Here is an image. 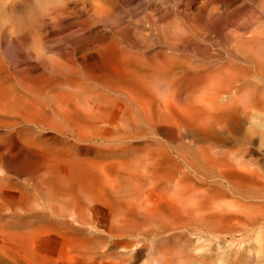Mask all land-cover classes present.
<instances>
[{
  "label": "rangeland",
  "instance_id": "374dc122",
  "mask_svg": "<svg viewBox=\"0 0 264 264\" xmlns=\"http://www.w3.org/2000/svg\"><path fill=\"white\" fill-rule=\"evenodd\" d=\"M11 1L12 2L10 4H6L5 7L8 6L7 9L11 10V8H9V7L10 6L12 7V5L14 4V6L12 7V11L11 12L14 11L15 5H17L16 9H17V7H18V9L17 10L15 9V11L13 13H11L10 10H9V13H7L8 10L5 8L4 10H7V12L4 11V15H8V16L11 15L10 18H12V14H13V18L12 19H15V20H17L16 19L17 17L21 18L22 16L25 17L24 15H26V18H24V19L21 18L23 22L20 19V20L17 21L18 23H16V24H17V26L23 25L24 21H26V19L28 18L27 19L28 21L26 22L27 24L25 23V25H26L25 27L26 28L24 29V30H28V28L29 29L32 28V27H30V24H32V23H33L32 25H37L38 26V23H37L38 18H37V16L41 15L39 17V19L42 18V14L45 12V10L43 12V10H41V9L42 8L44 9V7H42V6H44V4H45V6L46 5L49 6V12L50 13L47 10L48 6L46 7V13H49L50 16L48 15V17H52L54 21L56 19L55 17H57V19L59 20L61 14L63 16H65L64 18L66 20H68L67 19L68 16H69L68 15V13H69L68 10H72V9L75 10L77 8L75 5L78 3L79 0L78 1L75 0L76 2L74 0H64V2H63V0H61V2L59 0H56V1L54 0L56 4L59 1L58 2L59 4L63 3L65 5H67V2L70 1L69 4L67 5L68 6L67 11H66V9H63V8L66 7L63 4H61V5L58 4L55 7L54 4H53L54 3L53 0H51L53 2H51L49 0H43V1H45V3H43V5L41 4L43 2V1L41 2V0H37V1L36 0L35 1L34 0H11ZM65 1H67V2L65 3ZM107 1L108 0H106V2ZM122 1L123 0H121V1L120 0H112L113 3L115 2L114 4H112V6L108 5L110 1L107 2V5L110 7V11H112V9H113L112 7H114V5L117 6V3H119V2H120L119 3L120 6H117L118 9H116L117 7L115 6L114 10H113L114 12L112 11L113 13L109 12V13H112V14H109V18H111V17L112 18L111 19L108 18L111 21L109 22V20H108L104 24H105V27H107L108 23H112V19H113L112 15H114V18H115V14H116L115 12H117L119 10V13L121 12L122 14L120 13L121 14L120 15L117 12V15L119 14V17H121V19L119 17H117V18H115L116 21L119 19L118 22H121V23L123 22L122 24H124V22H125L124 26H127L129 23H130L129 25L131 26V28L129 27L126 30L123 31V34H125V33L127 34V35H123V36L124 37L128 36L126 38H129V37L132 38L133 37V34L130 33V32H132L133 29H134L135 21H136V19H141V16L142 17L144 16V12L143 11H145V9L147 8V6L150 3H152L153 5H154L153 2H156V4L160 3L159 5L157 4L159 8L161 6V3H163L162 4V9H163V7L170 6L174 2V0H168V1L162 0L163 2L160 1V0H151V2H150V0H144L145 2L143 0H133V1L132 0H124L127 3L124 2V1L122 2ZM164 1H166L167 4L168 3L169 4L171 3V4L167 5L166 2L164 3ZM182 1H185L184 3L186 5L182 2L181 6H183V10H184V7H185L184 12L186 11V17H188V18H185L186 22L184 21V26H187L188 22L190 23V21H188V20H194V21L191 22V24L193 22H195L196 21L195 19H197V16L200 14V12L202 14V13L206 12V7H209V6L213 7L214 5L215 6L218 5L217 6L218 8L216 10H218V12H220V11L222 12L223 11L222 12L223 14L221 12L220 13L224 17H226V19H229V20L232 19V18H233L232 20H234V19L236 20V17H237V20L241 21V19L243 20L244 18H250L251 17L255 21V17L254 16L257 14L256 17H258V15H259V19H260V17L262 18V19L259 20L261 22L260 24L261 25L263 24V26H264V11L261 10L260 6H259L260 4L264 3V1H262V0H258V1L257 0H182ZM50 3L53 4V7L56 8L55 12H57L58 6H60V7L63 6L62 7L63 10L60 8L58 11H60V10L64 11L65 10L66 15H65L64 12L62 13L61 11L58 12V13H60L59 16H57V13L55 15L54 11H52V9H54V8L52 7V9H51V6L49 5ZM34 4H35V6H34ZM255 4H256V6H255ZM36 6H39V8H36ZM145 6H146V8H145ZM215 6L213 8H216ZM220 6L223 7V8H221ZM133 7H134V9H137V12H136V10L133 9ZM0 8H1V5H0ZM2 8H4L3 5H2ZM2 8L0 9V13L1 14H3V9ZM121 8H123L124 10H121ZM209 8H211V7H209ZM209 8H207V10ZM224 8H225V10H224ZM36 9L37 10L40 9V11L38 10L40 12L39 15H37ZM126 9L127 10H131L132 9L131 10L132 13L130 11H127ZM226 9L228 10V12H226L227 11ZM29 10H31V11L35 10L36 11L35 14L33 12V15L34 16L36 15L37 20H36L35 17L33 18L32 15H31L32 17L28 15V14H31V13H29V12H31ZM74 10H72V13H73ZM138 10H139V14H136V13H138ZM203 10H205V11H203ZM17 11H18V13L20 11V13L18 14ZM123 11L127 12L125 17H123L125 15V13ZM51 12L54 13V14H51ZM14 13H15V18H14ZM128 13H130V14H128ZM225 13H227V14H225ZM237 13L239 14V19H238V14ZM247 13L250 14V15L252 13L254 16L253 15L252 16H250V15L248 16ZM1 14H0V16H1ZM16 14L19 15V16H17ZM127 14L130 15V16H128ZM155 14H156V16L160 15V13H155ZM233 14L236 15L235 18L233 17V16H235ZM244 14L247 17H243V16H245ZM4 15H3V18H5L7 20L9 17L6 16V17H8V18H6ZM62 15H61V19L62 20L58 21L56 19V21H55V22H58L56 24H57V30L59 32L62 31V29H64L65 27L68 26V25L66 26L65 21H63L64 18H62ZM135 15L137 17H134ZM130 17L131 18L133 17L132 18L133 21L131 20ZM3 18L1 17L0 19L2 20ZM32 18L35 19V20H33ZM124 18H126V20L128 19L127 22H126V20ZM30 19H32V20H30ZM129 19L132 22H130ZM134 19H135V21H134ZM1 20H0V22H1L0 25L2 26L3 21H1ZM5 21H4V24L6 23ZM19 21L22 24H20ZM113 21H114V19H113ZM7 22L9 23V25H8V23H6L5 25L3 24V26H2L3 28L5 27V29H6L7 26L9 28H12L13 25L14 26L16 25V24H14L15 23L14 20H13L12 26H11L12 20L11 21L7 20ZM61 22L63 24H61ZM95 23H98V24H95ZM95 23H93L94 25L93 24L89 25V26L93 25V26H91L92 30L93 29L97 30V28H99V27L103 28V26L99 22H95ZM28 24H29V27H28ZM58 24H60V27L62 29L59 27ZM64 24H65V27L63 28L62 26ZM255 24H258V23H255ZM37 26H33V28H32L33 30H30V32L31 31H33V32L36 31ZM2 27H1V29H2ZM22 27H24V25ZM34 27H36V28H34ZM132 27H133V29H132ZM251 27L254 28V24L253 23L251 24ZM251 27H249V28H251ZM9 28L6 29V31H8ZM253 28H251V29H253ZM251 29H249V30H251ZM127 31H129V33ZM33 32H31V35H29L30 36L29 37L30 38L29 39L30 42L27 41V44H28L27 46H29V44L33 43V40H32L33 37H34L33 39H35V35H33V34H36L37 31H36V33L35 32L33 33ZM146 32H149V31L146 30ZM209 33H208L209 37L215 38V37H213V35H215L214 33H212V32H209ZM1 37H3L4 39L0 38V44L2 45V46L0 45V51L2 49H4L5 52H3L4 50H2V52L4 54L3 53H2L3 55L0 54L1 55L0 59L3 58L5 56V53L9 50L8 52L11 51L10 53H13V55H11L10 53H7L9 56L10 55L11 56L9 57L6 54V56H5L6 58H3L4 59L3 61H9L8 58L12 60V58H13L12 56L17 55V52H18L17 46L16 45H11L12 43L16 44L15 40H14L15 37H10V36H8L6 34L2 35ZM9 39H10V41L8 42ZM108 39H109L108 37H107V39H104L105 40L104 41L105 45L102 43L100 45V47L98 45L97 48H95L94 45H92V46L91 45H87L86 47H81L80 49H78V48H74V49L67 48V51H66L65 48H62L63 44L60 42L62 45L59 44L60 45L58 47L59 49L57 48L58 50L55 53H56V55L60 54V56H58V57L60 59H62V61L64 63L66 62V65H68L70 67L66 66L65 64L62 65L63 62L59 60L60 63H61V66L59 65L60 68H59V66H57L59 63H57V65H56L57 66L56 68H59V69H57V70H59L58 73L61 70H62L61 72L63 73L64 72L63 68L65 70V67H68L69 72L66 69L67 71L65 70L66 72H64L63 74H66L67 76L65 75V77H64L63 74H58V76L56 77L57 80H54L52 82L47 80V79H45V78H42L44 81L41 79L40 83H39V78H41V77L37 78V76H38L37 73H39L42 70V68H41V66H39V68H38V66H34V64H35L34 63L35 61L33 60L34 58L31 59V61L33 60L32 62L29 60L30 64L32 66H34V67L31 68V70L29 71V75L30 76L26 77V79H25L27 81L24 80L26 84L29 83L28 86L26 85V89H24V93L25 94H23V95H25V98H24V99H26L25 103H26V101L29 102V99H27V97L31 98L30 101L32 100L31 102H32V104L34 106H36V109H38L37 106L40 105L39 109L43 108L41 111L45 110L47 112L48 109L50 108V109H52L51 111L49 110L50 114H51V112H52V114L54 112L53 116L55 117L56 116L55 111L57 110L58 111L57 115H60V116H58V117L56 116L55 118L53 116L51 118V116H50L51 120L53 118L55 119V120L53 119L54 121L52 120V124L53 125L51 124V121H48L49 124H51V127H50L47 124V122H45L46 121L45 120L43 122V124H45V125L42 126V129L41 128L39 129L40 126H38V127L36 126L37 128L33 129L35 127V126H33V127H31V129L28 128L30 130H27V127H25V125L23 124L24 126L21 125V127H22V129L24 128L23 130H26V131H22V133L18 134V135H16L17 133L14 131V129L6 128V126H4V124H3V126L1 125L2 123L0 124L1 125L0 129L2 130V131L0 130L2 132V135L0 133V136H5V137H2V138H5V140L1 139V137H0V143H2L4 146L7 145L6 147H4L3 145H0V146H3V147L0 148V157H1L0 158V165L3 166V167L2 166L0 167V264H167L166 262L170 258V256H167V255H170V254H169V251H168L169 250V247H168L169 243H168V241L166 239V234L165 233H161L163 235L157 234V236L156 235L155 236H151V235L150 236H142V235H136V234H130V235L124 234L123 235V234H121L123 232L118 234V232L114 228H117L118 226H120V228L122 229L123 227L126 226V225L124 226V224L128 223L129 225H131L132 221H133L134 226L131 225L133 228L130 226V230L135 229V227L138 226L137 225L138 218L136 219L134 217H136V215H138L137 212L142 211V210L143 211L141 213H144L145 212L144 210H146L145 213H147V211L150 210V212L151 211L152 212L153 211L154 212H158L159 215H162V214L164 215L165 214L166 216L164 215V217L168 218V216H167L168 214L170 216V213H172L173 210H176V208L182 206L183 203H181L182 202L181 199L183 198L182 197L183 194H187V193L189 194V192L192 193V192H194L193 189L194 190L197 189V191H199V192H201L203 190L202 188L205 187V186H203L204 185V181L202 180L201 176L199 177V175H197V172H194V171H192L193 169L192 170L190 169V166H189L190 164H187L188 165L187 167H189V168H186L185 165H186V163H190V162H188V160H190V159H191V161L193 160L192 159L193 157H191V156H193L194 153H192L193 149L191 147L202 144L204 139H205L204 131H202L203 128L201 126L199 127V125H196L198 120H199V117L201 116V115L199 116V114L203 113L205 111V109L208 111V113H211L210 115H215V114H213V113H215L214 110H217L218 112L220 111L219 113L216 112V115H215L216 116V118H215L216 123L218 121L217 124L216 123L214 124L213 120H210V122H208V123L212 124V126L210 128L211 131H212V139H213V141H217L218 142V145H219L218 148L220 147L219 148L220 150H222V148L228 149V148H230L232 146L234 147L239 142L238 140L241 139V138H239L240 136L242 137V135H244L245 133L249 134L250 131L253 130L251 133H252V136L254 135L255 137L253 136L254 137L253 138L251 136V140H252V144H254V145L250 144V145L246 146V147H250L249 148L250 149L249 150L250 154H249V156H245L244 158L247 159V157L248 158L250 157L249 160L251 159L252 162H253V163L251 162V165H252L251 168H254L256 165H258V167H260V169H261L260 171H262L264 173V166H263L264 165V160H263L264 159V148L262 147L261 144L259 145V143H260L259 141L261 140V139H259L260 138L259 134L261 132L260 130L262 128H264V126H263L264 125V116H263L264 114L262 115V113L261 114H259V113L264 111V109H261V107H257L258 109L256 108V111H255V109L252 108V107H251L252 109L245 108V106L247 105V101L246 100H248V98L252 95V94H249L250 95V96L248 95L249 97L244 95V94L247 95L249 93V91H246L247 88L246 89L244 88V83L245 82H243V80L241 81V79H239L241 82L239 80H237V79L236 80L235 79H231V78L228 77L229 75H227V77H226V74L224 72L223 75H221V76H225L227 79L229 78L230 80L229 79L227 80L226 78L223 77L224 80L222 78V81H220L221 76L220 75H216L217 79H218V76H219V79H218L219 83H218V80L216 82L215 81L216 78L212 76V78L210 77V79L208 78V79L204 80V82L202 81L203 83L206 82V85H207V82H209L208 84H210V85H208V86H210L211 89L208 90V86H207V89H206L205 84L200 82L201 86L198 83L199 84L198 87L202 88V84H203L205 86V87L203 86L204 90L207 91V92L204 93L205 91H203V89H202V92H199L200 94H197L198 91H200L201 89L199 88L200 90L199 89L197 90V88H196L197 85L195 84V82L193 81L194 83L193 82L192 83L196 86L195 87L193 85V87L196 88L195 91H197V93L195 91H193L194 93L191 91L192 89L194 90V88L190 86V83H191L190 81H192V80L186 79L184 77V75H182L181 73L178 74L179 71H182L181 68H183V70L186 69L185 67L189 65V63H188L189 58L192 57V56H195V54H196L195 58L192 57L190 59L191 62L194 61V62H192L193 65H197L198 63L202 64L205 61H206L205 63H208L205 58H204L205 60L203 59V57L205 56V54L203 55L204 46L206 45L205 47L206 48L208 47L206 42L202 43L201 41H199L197 39L196 40H197L198 44H196L197 42L195 41V39L194 40L191 39L192 41L188 40V42L186 40L185 41L186 43H184V44L182 42L183 47H182V44H181V46L179 45L178 48L181 50L182 54L184 52L186 58L183 56L184 54L182 55L183 57L181 55H180L181 57L179 56L180 52L177 53V51H180L179 49H176V50L173 49V51H172V49L168 50V48L165 49L162 46V44H158V43L157 44L155 43V45L152 44L154 46H152L151 44L146 46L144 48V52L146 54H153L154 52H159V51H160V53L166 54L165 51L167 50L166 52L169 51L168 54H167L168 57H169V53H170V55L171 54L173 55V57H171V58H174V57L179 58L180 57L179 59H181V60H179V59L176 60L174 58L176 61L171 60L174 64L173 63L171 64L170 63L171 61H169V62L167 61V63L169 64V66L168 65L166 66L167 68L171 67L170 69H172V70L174 69V71H175L176 67L177 68L180 67L178 69V71L177 70L175 71V72H178V73H176L177 75L176 74H171L174 77L169 74L170 75L169 78L170 77L172 78V79H170V81H169L168 75H167V78H165V81H164V76L166 77V75H164L161 78H160V76L157 77V78H160V79H156V77H154V79H152V80H156V81L155 82L154 81L151 82L152 81L150 79L151 77L150 78H146L145 77V79H143L144 75H142V78H141L142 71H143V69H145V67H143L141 65V63L138 64V61H136V60L134 61L131 57H130L129 60H127L129 57L128 58L127 57L123 58L121 53L117 52V51H120V50L124 52V49H126L125 45L122 44L121 47H120L121 49L119 50V47L118 46H114L115 44L109 42L110 40H108ZM3 40L4 41L6 40L5 42H7V43H4ZM11 40H13L14 42L11 43ZM189 41H190V43L191 42H195V43H193V44L191 43V45H192L191 46V45H188ZM1 42H3V43H1ZM105 42L108 43V44L109 43H111V44H109V45L107 44L108 45L107 46ZM199 43H200V45L203 44V48H201L202 46H200ZM7 44H9L11 46H14V48L9 46V45H7ZM112 44H113V47H112ZM185 45H188V48ZM32 46L31 47H27V48L25 47V48L26 49L29 48V49L32 50ZM184 46L186 48H184ZM193 46H194V48H195V46H197L198 48L196 47L195 48L196 50H195L193 48ZM15 47L17 49H15ZM149 47H150V49H149ZM99 48H102V51H99L100 50ZM156 48L158 50H156ZM161 48H164L165 51L163 49L162 50L164 52L159 50ZM181 48L184 49V51H182ZM221 48L222 47H218V46L214 47V46H212L210 51L213 50L216 53L219 50L218 52H221V51H223ZM68 49H70L71 52H69ZM130 49H128L129 51L127 49L125 51H128V52H130L132 54H134L136 52H139V51H135L134 52L133 49H131V50ZM197 49H198V51H197ZM12 50H14V51L16 50V51L12 52ZM191 50H193V52ZM65 52L70 53L69 56L70 55L72 56L71 61H73L74 60L73 58L75 57V61H73V65H71L72 62L70 61V59H68V62H67L66 59H63V57L61 58V56H65L66 55ZM73 52H75V53H73ZM62 53L65 54V55H63ZM117 53L119 54V56H117L118 55ZM175 53L177 54V56H176ZM186 54H188V56ZM201 54L203 55V57H202ZM120 55H121V57H120ZM189 55H191V56H189ZM69 56L67 55L66 58L67 57L68 58L71 57V56L70 57ZM76 57L78 58V60H77ZM187 57H188V59H187ZM196 57H198L199 59L196 58ZM121 58H122V60H121ZM201 58L203 59V62H202ZM131 59H132V61L130 62ZM183 59L187 60L188 64H186V66L182 64L183 61H184ZM197 59H198V61H197ZM199 60L202 63H200ZM0 61H2V59ZM76 61H77V63H76ZM78 61H79V63H78ZM180 61H181V63H175V62H180ZM191 62H190V64H191ZM218 62H219V60H217V63H213V61H212L211 64H212L213 67L221 65L220 64L221 60H220L219 63ZM68 63L69 64L71 63V64L69 65ZM184 63H185V61H184ZM175 64L177 65L176 67L173 66ZM180 64H182V65H180ZM139 66L140 67L142 66V68L139 69L138 68ZM172 66H173V68H172ZM39 69H40V71H39ZM226 69L232 71L231 69H228V68H226ZM146 70L147 69H145L143 71V74H145L144 72H147ZM70 71H72V73ZM32 73L34 75H36L35 78L33 77L34 75ZM68 74L69 75L71 74L74 77L72 76V78H71V75L69 76ZM135 74L136 75L139 74V80H138V77ZM76 75L79 76V78H77ZM175 75L176 76L179 75L178 78H176ZM181 75H182V77H181ZM179 77H180V81H179ZM140 78L143 79L142 85H143V83H145L144 84L145 86L144 85L143 86L140 85L141 84V79ZM33 79H35V83L36 84L34 83ZM68 79L71 81V83L69 82ZM79 79H81V80H79ZM148 79H150L151 81H149ZM182 79L184 81H182ZM28 80H30V81H28ZM58 80H59V82H57ZM158 80H160V81L157 82ZM172 80H173V82H175V84L172 82ZM211 80H213L212 82H214L213 85L211 84L212 83ZM60 81H62L61 84H60ZM63 81H64V83H63ZM65 81L67 82V84L70 83V86H69V84L67 86ZM79 81H80V83H78ZM139 81H140V83H139ZM233 81L236 82V84ZM255 81H256V83L257 82H261V81H257V80H255ZM41 82H45V83L47 82V83L45 84V83H41ZM56 82L58 83V85H57ZM73 82H74V84L76 86L73 84ZM75 82H77L78 85H80V87L82 86L81 88L79 87V90L83 88L82 90H80V92L78 91V89H77L78 85ZM84 82H86V83H84ZM114 82H116L117 86L114 84ZM171 82L173 84V87L177 88L176 90L174 89L173 92H170L173 89ZM215 82H216V86H214ZM232 82L234 83V89L236 90V92L233 89ZM32 83L34 84L35 90L33 88V84ZM48 83L50 85L49 87H48ZM62 83H63V85H62ZM110 83L114 84L116 88L119 85V87H118L119 89L118 88L117 89L119 91L122 90L123 92L122 91L119 92ZM64 84H66L65 86H67L68 88L71 87V91L67 87L64 88ZM72 84L74 85V87H73ZM88 84H89V86H88ZM95 84H96V86H95ZM147 84L150 85L151 87L149 86V88H147L148 87V86H146ZM257 84L258 85H260V84L262 85L263 83L261 82V83H257ZM29 85H32V86L30 87ZM53 85H54L55 88L52 87ZM55 85L59 86V88L56 89L57 87ZM60 85L62 86L63 89H68L69 91L68 90L67 91L63 90L62 91V88L60 89ZM107 85L111 86L112 91H111V89H109V87L107 88V90L109 89L110 92H108L109 90L107 91L106 88H104ZM170 85H171L172 89H170ZM182 85L184 86V88H183ZM187 85H188V87H187ZM217 85L219 86V88H217ZM223 85H224L225 88L223 87ZM84 86L87 87L86 90L90 89V91L88 90V92H86L84 90L86 87L84 88ZM179 86H181L180 88H181L182 91L180 89H178ZM237 86L242 87V88H239ZM246 86H247V84H245V87ZM27 87H29L31 91ZM120 87L122 89H120ZM139 87H144V88H139ZM153 87H155V88L152 89ZM189 87H191V89ZM42 88H44V89H42ZM52 88H53V90H52ZM216 88L219 91L216 90ZM227 88L228 89H233L232 91L234 93L232 94L231 90L229 92V90H227ZM39 89H41V90H39ZM46 89L47 90L50 89L51 91L50 90L49 91L51 93L49 91H47ZM54 89H56V90H54ZM144 89L146 91H148V92H146ZM157 89H159L160 92H158L159 90L157 91ZM183 89H185V90H183ZM224 89L226 90V92L223 91ZM243 89H245V93H244ZM27 90H29V94L28 95H26V93H28ZM149 90H156V91L151 92ZM178 90H180L182 92V94ZM188 90H189V92H188ZM113 91H114V94L112 93ZM115 91L119 92L120 94H118ZM190 91H191V94H190L191 96L190 95L186 96V92H188L187 93V95H188L190 93ZM220 91H223L224 93L220 92ZM237 91L239 92L240 96H239ZM33 92H35V94ZM36 92H38V94ZM44 92H46V93H44ZM52 92L54 93V95H53ZM69 92L71 93V96H69V94H70ZM89 92L92 93V94H90ZM174 92H176L175 95H172V93L174 94ZM177 92H178V94H177ZM227 92L231 93L232 96L236 95V93H237V95L239 97H242V100L238 96H235V97L239 98L238 101L235 100L236 98H234V96H233L234 99H232L231 98L232 96L230 97L231 94H229V95L227 94L228 96L226 95ZM246 92H248V93H246ZM41 93H43V94H47L48 93L50 95H43L45 98L48 96V99L47 98L45 99L44 97L42 98V94ZM55 93H59L58 97L56 96L57 94H55ZM66 93L67 94L69 93L67 95V97L69 96V97H73L74 99L76 98V102L78 101L79 105L77 103L75 105H78L80 108L78 106H76L77 108L74 107L75 101H73V100L72 101H68L67 97L65 96ZM98 93H100V94H98ZM154 93H156V94H154ZM33 94L35 95L34 98L30 97L31 95L33 96ZM79 94L86 95L85 96L86 101L85 100H81L84 96L80 95L81 96L80 97ZM179 94H181L180 97H179ZM183 94H185L187 99H186V97L184 98ZM192 94H194L196 97L194 95H192ZM19 95H22V94H19ZM61 95H64L66 98L61 96ZM256 95H258V94H256ZM262 95H264V94H262ZM49 96H51V97L53 96V99L55 97L56 98L54 100L53 99L49 100V99H51V98H49ZM59 96L61 98H59ZM174 96L179 97V99L178 98L176 99ZM193 96L195 97V100L197 98L200 99V102H199L200 104L197 102V100L195 102V100L192 99V98H194ZM243 96H245L246 99ZM62 97L64 98V100L60 104L59 103L60 101H58V100L62 99ZM188 97L189 98L192 97V98L188 99ZM223 97H224V99L226 101L223 99ZM57 98H59V99H57ZM183 98L186 99L187 101L185 100V102H184ZM39 99H41L42 102ZM70 99H72V98H69V100ZM182 99H183L184 103L181 102ZM191 99H192V101H191ZM228 99H229V101L227 103ZM33 100L36 101L35 104H34ZM44 100H46V101L43 102ZM56 100L58 101V103L60 105L56 103L57 102ZM80 100H81V102H79ZM177 100H179V101L177 102ZM39 101L43 104L42 108H41V103H38V105H36L37 102H39ZM47 101H50V102H47ZM52 101H56L55 102L56 104H54ZM231 101L235 102V103L232 104ZM28 102H27V104L29 105ZM86 102H88V103H86ZM193 102H195V104L196 103L199 104L200 107L202 105V108L198 109V105H197V108H196L195 107L196 105H194ZM223 102L227 103V105L224 104ZM25 103H23V105ZM48 103H50L52 106L50 105V107H49L47 105ZM85 103H86V105H85ZM229 103H230V105H229ZM236 103H238L237 108H236V105H237ZM240 103H241V105H240ZM27 104L24 105V107L26 106L24 108L25 110H23L25 112L21 113V114H26L27 113L28 116L30 117L29 114H31V113H29V112H31V110L34 109V108H32L33 105L30 103V107L28 109V105ZM218 104L220 105V107H219ZM55 105H56V110L54 109L55 107H53ZM191 105L194 106L193 109H195V112L192 109ZM216 105H218V106L216 107ZM221 105L222 106L225 105V106L222 107ZM231 105L232 106L234 105L236 110L240 109V108H241L240 110H242V108L243 109L244 108L247 109L246 112L249 111L247 113V115L249 113H251L252 117L249 115V117H251V118H247L246 117L247 115H246L244 110L241 111L242 113L240 112V110H238V113L241 116V117H239L240 119L236 118L234 116H233V118L230 117V119L227 118V115L229 113H232V112L229 111V109L230 108L234 109V107H231ZM57 106H59V107H57ZM85 106L86 107H90V108L88 109ZM214 106L216 107V109L213 110ZM226 106H228V107H226ZM44 107H46V108H44ZM84 107H85V109H84ZM188 107L191 108L192 110L190 109L191 111H189ZM205 107H208L209 109L205 108ZM218 107L221 110L217 109ZM75 108H76V110H79V112H77L75 110ZM203 108H205V109H203ZM222 108H223V110H222ZM224 108H226V109H224ZM53 109L55 111H53ZM81 109L84 111L83 112L84 116H83L82 113H80V112H82ZM26 110L27 111L30 110V111L26 112ZM60 110H61V112H64L65 115H66V116L63 115V119H61V117H62L61 114L62 113H60ZM74 110H75V112H74ZM184 110L186 112H184ZM49 111L47 113H49ZM72 111H73V113H72ZM226 111H228V112L226 113ZM34 112H35V109L33 110L32 113H34ZM257 112H259V113L257 114ZM1 113L2 112L0 111V122H3V120L5 121V120H7V118H5L6 116L4 117V114L3 113L1 114ZM78 113H80V114H78ZM193 113H196V115L194 114L195 117H193ZM69 114H71V118H73V120H70L71 118L67 119V118L70 117ZM186 114L189 116V117L187 116V119H186ZM197 114H198V117H197ZM242 114H243L244 117L242 116ZM2 115H3V117H2ZM75 115H77L76 117H77V121L78 122H76L74 124V122L76 120V119H74V118H76ZM86 115H88V116H86ZM184 115H185V117H184ZM190 115H192V120L194 119V121H196V124H195V122H193L191 120ZM218 115L221 116V117H219ZM222 115H223V117H222ZM162 116H165V117H163V119H162L161 118ZM257 116H259V119H261V120H259ZM80 117H82V119H83V117H85V120L84 119H83V121H82V119L79 120ZM87 117H89V118H87ZM157 117H158V121L159 122H157ZM159 118H160V120H163V121H160ZM164 118H166V119H164ZM168 118H170L171 120L168 119ZM243 118H245V119L247 118V119L245 120ZM256 118L258 119V121H257ZM64 119H67V121H70V122L67 123ZM218 119L219 120L221 119V120L219 121ZM252 119H253V122L257 121L258 123L255 122L256 125H254V123L252 124ZM168 120L170 121V125L166 122ZM173 120H175V121H173ZM176 120H178V122H176ZM184 120L185 121L188 120V122L186 121L184 123ZM148 121L151 122V123H148ZM164 121H165V123H163ZM171 121H172V123H171ZM190 121H191V124H194L195 126L194 125L190 126V123H189ZM244 121H247L248 123H246ZM261 121H262V123H261ZM173 122H176L177 124L175 123L174 126L171 125V124H173ZM179 122H180V126H179ZM154 123L156 125L158 123H161L162 125L158 124L157 126H159V127H156V125ZM54 124H56V125H54ZM150 124L152 126H154V127H150L151 126ZM166 124L169 125V128H168V126L165 127ZM183 124L186 125V126L184 125L185 128H186V129L185 128L184 129L186 131H184V130L182 131ZM198 124H199V122H198ZM213 124H214V126H213ZM257 124H262L261 125L262 128H260V126L258 127L260 130H258V128L256 127V126H258ZM132 125L133 126L135 125V126L133 127ZM241 125H243L245 128H247V126H248L249 130H245V128L243 126H241ZM251 125H253V126H251ZM47 126L49 128H46ZM54 126L62 128L61 131L63 130L64 132H61L59 130V128L57 130V128H54ZM171 126H172V128H170ZM187 126H188V128H187ZM4 127H5V129H4ZM126 127H128L129 130H130V128H132L133 130L131 129V131H129L128 128L126 129ZM63 128H66L65 130L67 132ZM149 128H153L154 130L151 131V129H150V131H149ZM175 128L178 131V133L175 130ZM10 129H11V131H9ZM69 129L71 130L70 132H69ZM103 129L107 130L108 133L105 132ZM170 129H171V132H170ZM172 129H173V131H172ZM187 129H188V131H187ZM198 129L201 130L202 133ZM101 130H103V132ZM109 130H111L112 132H110ZM125 130H126V132L128 130V132L126 133ZM138 130H140V131L138 132ZM158 130H162V132L158 131ZM180 130L184 134L181 133ZM256 130H257V133H256ZM6 131H8L6 133L7 135L4 134ZM123 131H124V134H123ZM134 131H136V133ZM148 131H149V133H148ZM174 131H176V132H174ZM194 131L196 133H194ZM245 131H248V132H245ZM29 132L31 134L30 139H29V136L27 134L25 135V133L29 134ZM35 132H37V134L41 138L37 134H34ZM129 132H131V133H129ZM153 132L154 133L156 132L155 134H158L159 136L154 135ZM167 132L170 133L169 134L170 136L167 135L168 134ZM59 133H61V134H59ZM62 133H65V134L62 135ZM72 133H76V134L78 133L79 136H80V137L79 136L78 137L80 139H83L84 141L78 139V137L76 138V139H78L76 141L75 138L71 137ZM99 133H101V134H99ZM104 133H106V134L113 133L114 135L110 134V135L107 136ZM115 133H116V135H115ZM132 133H134V134H132ZM140 133H141V135H140ZM163 133H164L165 137H164ZM251 133H250V135H251ZM32 134H33V138H32ZM102 134H104L106 137H104V135L102 136ZM117 134H121V136H119ZM142 134H145V135H142ZM172 134H174V135H172ZM189 134H190V136L192 135L191 137H193V135L195 137L189 138ZM195 134H197V135H195ZM15 135L18 137V139H17V137ZM129 135H133V138H132V136H129ZM24 136L28 137V141H31V142H28L27 138L24 137ZM237 136H238L239 139L237 138ZM38 137L40 138L39 141L37 139ZM109 137H110V139H113V138L117 137V140L118 141L120 140L119 141L120 143L117 140H115V139H113L114 141L111 140L112 142H110ZM130 137H131V139H130ZM183 137H185V139ZM232 137L234 139H232ZM11 138H12V142H11ZM23 138H26V142L24 141L25 143H27V144L24 145V147H26V148H23L24 150L22 152H20V153L17 152L16 153V151H14V150H16L14 145L16 146L17 143L18 144L20 143L19 145L23 146L24 142L21 141V139L23 140ZM100 138H103V140L105 139V141L106 140H108V141L105 142V141H103ZM9 139H10V141H9ZM121 139L123 140V142H122ZM159 139H161V140H159ZM182 139L184 141L185 140L187 141V142L185 141L187 143L186 145L184 144L185 142ZM13 140H15V141H13ZM16 140L17 141L19 140V141L16 143ZM32 140H34L33 143H32ZM2 141L3 142L7 141L6 142L7 144L3 143ZM116 141L120 145L119 144L117 145ZM127 141L129 142V144H128ZM157 141L160 142V146L161 147L159 146V144L158 145L156 144L157 146L154 147L153 144L159 143ZM179 141H180V143L182 142V145H183V146L181 145L180 148L178 147V149H177V147H175L176 145H172L173 147L170 146V144H175V142L179 143ZM9 142H11V143H9ZM13 142H15V144H13ZM67 142H70V143L72 142V144L74 142L76 145L75 144L72 145L70 143L67 144ZM103 142H105L106 144L103 143ZM107 142H109L111 144L113 143L112 145H114V146H112L110 144L108 146ZM165 142L168 145L166 144V146H165ZM190 142L191 143L194 142V143L191 144ZM28 143H30L32 147ZM36 143H38L37 146H35ZM121 143H123V144H121ZM124 143L128 144L127 148H126L127 144L125 145ZM69 144H70V147L72 146L71 148L68 146ZM98 144H100L101 148H100V146ZM130 144L136 149L135 151H132V149H134V148L132 146H130ZM256 144H258L260 147L258 145H256ZM27 145H29V146L27 147ZM64 145H65V147H63ZM144 145L146 147H144ZM251 145L253 147L255 146L256 148L259 147V150L256 149L255 147L253 148ZM8 146H10V147L8 148ZM11 146H12L13 150H12ZM33 146H35V147H33ZM66 146H67V148H66ZM102 146H105V148L102 147ZM169 146L171 148H173V149L172 150L169 149L170 148ZM185 146H187V147H185ZM97 147H98V150L102 151L101 153L97 150ZM119 147H120L121 150L118 149ZM123 147L125 148V150H124ZM153 147L156 148V149H151ZM167 147H169V148H167ZM182 147H183V151L184 152L182 151ZM261 147H262V149H261ZM62 148H64V149H62ZM106 148H107L108 151L104 150ZM129 148H130V150L132 152L130 150H129L130 152L128 151ZM187 148H188V151H186ZM3 149H5V150H4L3 153H1L3 151ZM68 149H69V151H67ZM160 149L162 151L164 149L165 151L161 154V150ZM255 149H256V151H253ZM109 150H110V153H109ZM155 150H157V151H155ZM120 151H122L123 153H121ZM127 151H128V153H127ZM136 151H137V153L135 154L134 152H136ZM158 151H160V155H159ZM168 151H170V152H168ZM174 151H176V152L174 153ZM72 152H73V154L71 155L70 153H72ZM179 152H181V155L183 154L182 156L187 155V157L185 156V158H182V156L180 155ZM129 153H132V154H129ZM133 153H134L135 157L137 156L139 164H141V160H142L141 158H146V159H144L145 162L147 160L146 163H148L151 160V162H149L150 163V167H147L149 165V163L147 164V166H145L146 164L142 163L145 167H143V165L141 164L142 167H143V168L142 167L140 168L141 170L143 169L144 171H146V169H144V168L147 167L149 169V172H150V168H151V171L154 168H157V167H153L154 165L151 167L152 163L156 164V162H157V163H159L161 165L159 166V164H158L157 170H155L154 173H152V174H151V172L148 173L147 171H146V175L144 174L145 172L142 173V174H141V172L137 173L136 169L138 168L137 166H139V165H137V158L135 159V162H136L135 165H137L136 167L133 166L134 163L133 164L129 163L134 158L133 157L134 156ZM170 153H171V155H170ZM189 153H190V155H189ZM165 154L166 155L168 154V155L166 156ZM174 154H176L177 156L174 155ZM5 155H7V156H5ZM130 155H132V156H130ZM169 155L172 156V157H170ZM70 156H71V159H72L73 156H74L73 158H75V159L74 160L72 159V161L69 162ZM138 156L141 157V158H139ZM188 156L190 157V159H188L189 158ZM236 156H237V159L240 157L238 154L237 155L235 154L234 158ZM125 157H127V158H125ZM151 157L154 158V162H155V159H156L155 163L153 162V159H148V158H151ZM168 157H170V158H168ZM65 158H67V159H65ZM123 158H125L126 160L123 159ZM129 158H131V159H129ZM164 158H165V162L166 163L168 162L169 164H171L172 167L168 163L166 164L164 162V160H163ZM173 158L175 160H173ZM121 159H123V160H121ZM177 159H178V163L179 164L182 163L184 165V167L186 168L185 170H187V171L183 170L184 169L183 166L181 168H179V169H176L177 166H176L175 163H177ZM246 159H244V161ZM253 159H255V160H253ZM256 159L257 160L261 159V160H260L259 164L257 162V164L254 165ZM3 160H4V162H3ZM63 160H66L67 163L65 161H64V163H62ZM182 160H183V162H182ZM184 160H185L186 163L184 162ZM233 161L237 162L236 159H234ZM116 162H118V163L121 162L123 165H125V163L127 162L126 165L129 164L131 167L133 166L132 169H131L130 166H129L130 167L129 168L128 165H127L128 168H124V166H123L122 169L123 170L124 169H129L128 170L129 171L128 172L129 177L131 175H133L132 172L134 174H136V175L131 176L132 178L131 177L128 178V180H127L128 182L126 180H123V179H126L128 177V175H126L127 171L124 170L126 173L124 171H121L120 166L122 164L120 163L119 164L120 166H118L117 165L118 163L116 164ZM132 162H134V159L132 160ZM142 162H143V160H142ZM238 162H239V160H238ZM162 164H163V166H162ZM173 164H175V165H173ZM260 164H261V166H260ZM167 165H169V167H164V166H167ZM156 166H157V164H156ZM174 166H176V168H173ZM117 167H119L120 170ZM160 167H162V168H160ZM159 168L160 169L164 168L165 171L163 172ZM130 169L131 170H135V171H131V174H129L130 173ZM140 169L138 168L137 170L139 171ZM166 169H168V170H166ZM174 169H176L177 171L174 170ZM173 170L177 174H175V172ZM188 170H189L190 173H191V171L193 173L190 174L188 172ZM171 171H172V174H170ZM178 171L180 172V175L182 174V172L185 171L184 175L180 176ZM173 172H174V177L175 178H172L173 177ZM231 172H234V174H235V175L234 174H230L231 176H233L232 179H234L235 176L238 179H240V177H243V178L245 177L244 175L242 176V174L239 171L236 172V170H235V171H231ZM162 173L163 174L169 173V175H171L172 177H170L169 175H166V174L164 176V175H162ZM122 174H124V175H122ZM138 174H139V176H137ZM142 175H143V177H142ZM177 175H179L178 178H177ZM193 175H195V176H193ZM239 175H240V177H239ZM33 176L34 177L36 176L37 179L36 178H35L36 180L32 179ZM135 176H137L136 179L138 177L139 178L141 177L140 179L139 178L137 179L139 181H137L134 178ZM163 176L166 179L168 177H170L169 179H173L175 183L172 180H171L172 182L170 180L169 181L171 182V184L174 183L175 187L173 186V184L169 185L168 183H166L167 180ZM182 176H184V177H182ZM198 177L200 179H198ZM176 178L179 179V181H180V183L178 182L179 185L178 184L175 185L177 183L176 182V180H177ZM38 179H39V181H38ZM129 179L130 180L131 179L136 180L137 181V182L135 181L136 182V186L135 185L134 186L131 185V184H135V182L132 183L131 181H134V180L129 181ZM236 179H234L233 181H235ZM238 179H237V181H238L237 183H241V181H243L242 178H241V180H238ZM200 180H202V181H200ZM211 180L212 179L210 178L209 182ZM169 181H167V182H169ZM33 182L34 183L37 182L36 183L37 185L34 184ZM125 182H127V184ZM166 184L169 185V186H167ZM47 185H48L49 188L47 187ZM37 186H39V187H37ZM176 187H178V188H176ZM199 187H200V190H198ZM189 188H191V189L189 190ZM51 189L53 191V194H55L56 196L52 195L53 197H49V195L51 196V194H52L51 193L52 192ZM177 190H181L182 192L181 191L178 192ZM183 190H185L186 192L183 191ZM197 191L195 190V193ZM173 192L176 193V194H174ZM49 193H51V194H49ZM170 193L172 195L174 194V196H177V194H180V195H178V197L179 196H180V198L182 197L181 199H179L178 197H175L176 199L178 198L180 200V202H179L178 199H177L179 205L181 204L180 206L176 203V201H173L174 203H170L172 201V199H171L172 197L167 199L168 197L171 196ZM174 196H173V199H175ZM133 198L136 201L135 204H137V205L134 204ZM170 199H171V201H170ZM129 200H130V202H128ZM229 200L232 201L231 198L230 199L228 198L226 201L229 202ZM167 201H168V204H167ZM172 204L174 205L173 209H171L172 206H173ZM167 206H169V209H168ZM133 209H134V211L136 209L137 212L136 211L135 212L132 211ZM168 210H170L169 211L170 213L168 212ZM131 212H133V213H131ZM155 214H157V213H155ZM131 217H132V219L133 218L134 219L132 220ZM128 220H129L130 223L127 222ZM135 220H137V221H135ZM115 222H119V223H115ZM114 224H116V225H114ZM122 224H123V226H122ZM256 226L260 228V226H258V225H256ZM126 227H128V226H126ZM139 227H140V229L143 228L141 226H139ZM252 228H251L252 230H249L247 232V234L246 233H243V234L239 233V234H236L234 236V238L228 237V238H226V241L225 240L224 241H220V247H221L220 250L221 251L225 250V254L227 253V256L231 255V253L233 254L234 252H238L239 251L237 253V255L240 256V258L243 261L250 262V261H255L256 260L258 262L257 264H264V233H263L264 232V228L263 229L260 228L261 230L255 229L256 227L254 228V226ZM111 229H113V231ZM123 229L129 231L128 230L129 227L127 229L126 228H123ZM117 230L119 231L118 228H117ZM255 230H257L258 232L255 231ZM115 231L117 233H114ZM189 233H191V234L189 235L188 231L185 232V234H188V235H186V238L188 240L186 238H184V239H185V242L187 241V244H189L190 247H197V249H198V247H200L198 249V251H196V249H195L196 252H194V253H196L197 257L198 256H204L206 253L208 254L209 252L210 253H214L215 252V250H214L215 249V243L213 241L209 240V239H211L209 236H205V237L203 236L202 237V236H199L197 234L195 235L194 233L192 234V232H189ZM259 233H261V234H259ZM198 236L202 237L203 239L199 240ZM196 237L198 238V241H197ZM204 238H206V239H204ZM184 239H183V241H184ZM188 241H190L191 243L190 242L188 243ZM158 242H160L159 245H158ZM180 243H181V241H180ZM204 243H205V245H202ZM206 244H207V246H206ZM160 246H161V249H163L162 251L160 249ZM203 246H205V247H203ZM207 248L210 249V251H208ZM236 248H237V250L239 248L240 249L238 251H236ZM212 250H214V251L212 252ZM220 250H218V251H220ZM167 252H168V254H167ZM240 253H241V255H239ZM157 256H159V257H157ZM163 256H164V258H163ZM165 256H167V258ZM156 257H157V259H156ZM153 258H155V259H153ZM159 260H161V261H159ZM162 261H166V262H162Z\"/></svg>",
  "mask_w": 264,
  "mask_h": 264
},
{
  "label": "bare ground",
  "instance_id": "6f19581e",
  "mask_svg": "<svg viewBox=\"0 0 264 264\" xmlns=\"http://www.w3.org/2000/svg\"><path fill=\"white\" fill-rule=\"evenodd\" d=\"M10 1V2H9ZM35 1V0H34ZM37 1V0H36ZM43 0H41V2H42ZM49 1H51V0H49ZM48 1V2H49ZM54 1V0H53ZM53 1H51V2H53ZM56 1V0H55ZM55 1H54V6L56 7L59 3V1L61 2V0H59L58 2H57V4L55 3ZM75 1V0H74ZM78 1V0H77ZM108 1H110L109 2V6H112V4H114L113 2H112V0H108ZM107 1V2H108ZM121 1V0H120ZM124 1V0H123ZM122 1V2H123ZM133 1V0H132ZM144 1V0H143ZM160 1H162V0H160ZM166 1H168V0H166ZM166 1H164V3L166 2ZM258 1V0H257ZM262 1H264V0H262ZM8 2V3H7ZM12 1L11 0H0V5H1V8H2V5H3V7L4 8H2L3 9V14H1V16H0V18L2 17L3 18V15H4V11H6L7 12V7L8 6H6L5 7V5L6 4H10ZM18 2V1H17ZM40 2V1H39ZM63 2H64V0H63ZM67 1H65V3H66ZM70 2V1H69ZM69 2H67V5L69 4ZM76 2V1H75ZM107 2H106V0H79L78 1V3L75 5L77 8L74 10V9H72V10H74L73 11V13H72V10H68L69 11V13H68V20H66L64 17L65 16H63L62 14V18H64V20L63 21H65V24H66V26L67 27H65V24L62 26L64 29H62L61 27H60V24H58L59 25V27L62 29V31H58L57 30V24L56 23H58V22H55L56 21V19H57V17H55L54 19H55V21L53 20V18L52 17H48V15H49V6L48 5H46L45 6V4H44V6H42V7H44V9L42 8H40L41 10H43V12H44V10H45V12L42 14V18H40L39 19V17L41 16H37V18H38V21H37V23H38V26L37 25H32V24H30V27H32L33 28V26H37V29H36V31H37V33H36V31H34L36 34H33V35H35V39H33L32 38V40H33V43L32 44H29V46H27L28 44H27V41H29V35H31V32H33V31H31L30 32V30H33L32 28L31 29H29L28 28V30H24L26 27V25H25V23L28 21L27 19H26V21H24V27H22L23 25H19V26H17V24L16 23H18L17 21L18 20H20L21 18L22 19H24V18H26V15H24L25 17H17V16H19V15H17L16 17V19L17 20H15V19H12L13 18V14H12V18H10L11 17V13H13L14 11H15V9H16V6L17 5H15V9H14V11L13 12H11L12 11V7L14 6V4L12 5V7L10 6L9 8H11V10H10V16H8V15H4L5 17L6 16H8V17H6V18H8L7 20H12V22H11V26H12V24H13V20H14V24H16L14 27L12 26V28H9L8 26V28H9V30L8 31H6V29H8L7 27H6V29H5V27L3 28L2 26H3V24H4V21L6 20L5 18H3L1 21H3V23H2V26L0 25V38H3V37H1L2 35H8V36H10V37H15V43L16 44H13L12 42H14L13 40H11V45H16L17 46V48H18V52H17V55H14V56H12L13 58H12V60L11 59H9L8 58V60L9 61H3L4 59L3 58H6L5 56H6V54L7 53H10V52H6L5 53V56L3 57V58H1L2 59V61H0V111L4 114V117L5 118H7V120H3V122H0V124L3 126V124H4V126H6V128H11V129H14V131L17 133H15L16 135H18V134H21L22 133V131H26V130H23L22 129V127H21V125H25V127H27V130H30L31 129V127H33V126H35L33 129H35V128H37L38 126H40L39 127V129L41 128L42 129V126L43 125H45V124H43V122L45 121V122H47V124L51 127V124H52V120L57 116H60V115H57V110H56V105L55 106H53V107H55L54 109L56 110H54L53 109V111H55V114H56V116L54 117L53 116V114H54V112H53V114H52V112H51V114H50V111L52 110V109H48V111H49V113H47L45 110V112L44 111H41L43 108H42V100L41 99H39V100H41V102L39 101V102H37V104L36 105H38V103H41V108L42 109H39L40 107V105L39 106H37V108L38 109H36V106H34L33 104H32V100L30 101V99L31 98H28L27 97V99H29V102L28 101H26V103H25V100L26 99H24L25 98V95H23V94H25L24 93V89H26V85L28 86V84H26L25 83V81H27V80H25L26 79V77H28V76H30L29 75V71L31 70V68H33L34 66H38V68H39V66H41V68H42V72L40 71V69H39V73H37L38 74V76H37V78L38 77H41V78H39V83H40V80L42 79V78H45V79H47V80H49V81H54V80H57V76H58V74H63L64 72H66L67 70H68V67H70V66H68V65H66V62L64 63L63 61H62V59H60L58 56H60V54H58V55H56V51L59 49L58 47L60 46L59 44H61L62 45V48H65L66 49V51H67V48H70V49H74V48H78V49H80L81 47H86L87 45H94L95 46V48H97L98 47V45H99V47H100V45L103 43L104 44V39H107V37L109 38L108 40H110L109 42H111V43H113V44H115L114 46H118L119 47V50L121 49L120 47H121V45L122 44H124L125 45V48L128 50V49H133V51L135 52V51H139V52H136V53H134V54H132V53H130V52H128V51H125L126 49H124V52L123 51H117L118 53L120 52L121 53V55H122V57L124 58V57H129L127 60H129L130 59V57L135 61H138V64H140L141 63V65L143 66V67H145V69H147L146 71L147 72H144L145 74H143V71L145 70V69H143V71H142V74H141V78H142V75H144V78L143 79H145V77L146 78H150L151 80L152 79H154V77H156V79H160L161 77H163L164 75H166V77L164 76V81H165V78H167V75H168V78H169V76L171 75V74H176V73H178V72H175L176 70L178 71V69L180 68H177L176 66V64L175 65H173V66H175L174 68H175V71H174V69L172 70V69H170L171 67H166L167 65L169 66V64L167 63V61L169 62V61H171V60H174V61H176L177 59H179L183 54H184V52H183V54L181 53V50L178 48V46L180 45L181 46V44H182V42H183V44L184 43H186L185 41L187 40V42H188V40H190V41H192L191 39H195V41L197 42V40H199V41H201L202 43L203 42H206L207 43V45H208V47L206 48L205 46H204V53H203V55L205 54V56L203 57V55H202V57H203V59L205 58L206 60H207V62L208 63H202L203 62V59H202V62L200 61V63H202V64H197V65H193V63L192 62H194V61H192L191 62V58L192 57H194L195 58V56H196V54H195V56H192V57H190L189 58V61L191 62V64H190V62L188 61V63H189V65L188 66H186V64H188L187 63V60H184L185 61V63H184V61H183V65H185L186 67V69H184L183 70V68H181L182 69V71H179V73L178 74H182V75H184V77L186 78V79H188V80H192V81H190L191 83H190V86L191 87H193V83L195 82V84L197 85V90L200 88V87H198V85L200 84V82H204V80H206V79H210V77L212 78V76L213 77H215L216 78V82H217V80L219 79V76H218V79H217V76L216 75H223V73L225 72V74H226V77H227V75H229L228 77L229 78H231V79H237V80H239V79H241V81L243 80V82H245L244 83V88L246 89V91H249V93L248 92H246V93H248L247 95L246 94H244L245 96H248L249 94H252L249 98H248V100H246L247 101V105L245 106V108H250V109H252V108H254L255 109V111H256V108L257 107H261V109H264V95H262V94H264V26H263V24L261 25L260 23V19H262L261 17H260V19H259V15H258V17H256L257 16V14L254 16L252 13H251V15L250 14H248L247 13V15L249 16H254L255 17V21H254V19L253 18H244L243 20L241 19V21H239V20H237V17H236V15L235 14H233V15H235V16H233L234 18L236 17V20L234 19V20H232V19H226V17H224L220 12H218V10H216L218 7V5L217 6H215L216 8H213L212 6H209V7H211V8H209V7H206V12H204V13H202L201 14V12H200V14L197 16V19H195L196 21V23L195 22H193L192 24H191V22L192 21H194V20H188V21H190V23L188 22V25L187 26H184V21H185V18H188V17H186V11L184 12V10H185V7H184V10H183V6H181V4H182V2L184 3L185 1H182V0H174V2H173V4L172 5H170L169 3V5L170 6H165V7H163V9H162V4L163 3H161V6H160V8L158 7V5L160 4H156V2H153L154 3V5L152 4V3H150L148 6H147V8H146V6H145V11H143L144 12V16L142 17L141 16V19H136V21H135V19H134V21H135V25H134V29H133V27H132V29H133V31L132 32H130V33H132L133 34V37L132 38H126V37H128V36H123V35H127L126 33L125 34H123V31L124 30H126L127 28H131V26L128 24L127 26H124L125 25V22H124V24H122L121 22H118L119 21V19L116 21V19L115 18H117V17H119V14L121 13H119V10L117 11L119 14L117 15V12H115L116 14H115V18H114V15H112L113 16V19H114V21H113V19H112V23H108V26L107 27H105V22L106 21H108L109 19H111V18H109V14H112L114 11V7L116 6V5H114V7H112L113 9H112V11H110V7L107 5ZM124 2H126V1H124ZM145 2V1H144ZM150 2H151V0H150ZM163 2V1H162ZM209 2V1H208ZM21 3V2H20ZM43 3H45V1H43L41 4L43 5ZM120 3V2H119ZM119 3H117V6H120V4ZM127 3V2H126ZM36 4V3H35ZM35 4H34V6H35ZM40 4V3H39ZM47 4V3H46ZM53 4H49L50 6H51V9H52V7H53ZM56 4V5H55ZM61 4H63V3H61ZM61 4H59V5H61ZM119 4V5H118ZM130 4V3H129ZM142 4V3H141ZM144 4V3H143ZM146 4V3H145ZM156 4V5H155ZM166 4H167V2H166ZM165 4V5H166ZM167 4V5H168ZM185 4V3H184ZM209 4V3H208ZM21 5V4H20ZM63 5H65V4H63ZM67 5H65L64 7L65 8H63V9H66V11H67V8H68V6ZM186 5V4H185ZM184 5V6H185ZM33 6V5H32ZM48 6V7H47ZM72 6V5H71ZM116 6V7H117ZM164 6V5H163ZM255 6H256V4H255ZM260 6V9L261 10H263L264 11V3L263 4H260L259 5ZM258 6V7H259ZM46 7L48 8L47 10H48V12L49 13H46ZM55 7H53L54 9H52V11H54V13H55V15H56V13H57V16H59V14L60 13H58V12H60V11H58L60 8L62 9V7H60V6H58V10H57V12H55ZM70 7V6H69ZM122 7V6H121ZM126 7V6H125ZM221 7V6H220ZM0 8V9H1ZM7 9V10H4V9ZM36 8H39V6H36ZM75 8V7H74ZM124 8V7H123ZM123 8H121V10H124ZM136 8V7H135ZM144 8V7H143ZM207 8H209L208 10H207ZM221 8H223V7H221ZM257 8V7H256ZM17 9H18V7H17ZM16 9V10H17ZM40 9H38L39 11H40ZM62 9V10H63ZM116 9H118V7L116 8ZM130 9V8H129ZM133 9H134V7H133ZM162 9V10H161ZM255 9V8H254ZM9 10H8V12L7 13H9ZM32 10V9H31ZM31 10H29V11H31ZM37 9H36V11H37V15H39L40 14V12L38 11ZM120 10V11H121ZM127 10V9H126ZM132 10V9H131ZM131 10H127V11H130L131 12ZM134 10H136V12H137V9H134ZM220 10V9H219ZM222 10V9H221ZM224 10H225V8H224ZM227 10V9H226ZM21 11V10H20ZM20 11H19V13H20ZM35 10H33V11H31V12H29V13H31V14H28L29 16H33V18L35 17L36 18V15L34 16L33 15V12H34V14H35V12H36ZM203 11H205V10H203ZM232 11V10H231ZM249 11V10H248ZM254 11V10H253ZM262 11V12H263ZM2 12V11H1ZM39 12V13H38ZM42 12V11H41ZM62 13L64 12L65 13V10L64 11H61ZM109 12H112V13H109ZM124 13H125V15L123 16V17H125L126 16V13L127 12H125V11H123ZM135 12V11H134ZM141 12V11H140ZM225 12V11H224ZM226 12H228V10L226 11ZM252 12V11H251ZM17 13H18V11H17ZM18 13V14H19ZM46 13V14H45ZM54 13H52L51 12V14H54ZM132 13V12H131ZM155 13H160V15H158V16H156V14ZM230 13V12H229ZM228 13V14H229ZM122 14V13H121ZM120 14V15H121ZM128 14H130V13H128ZM127 14V15H128ZM135 14V13H134ZM136 14H139V10H138V13H136ZM225 14H227V13H225ZM232 14V13H231ZM238 14V13H237ZM44 15V16H43ZM61 15H60V18H59V20H62L61 19ZM65 15H66V13H65ZM117 15V16H116ZM195 15V14H194ZM245 15V14H244ZM28 16V17H29ZM31 16V17H32ZM50 16V15H49ZM111 16V15H110ZM128 16H130V15H128ZM226 16V15H225ZM243 16V15H242ZM241 16V17H242ZM134 17H137L136 15L134 16ZM229 17V16H228ZM243 17H247L246 15L245 16H243ZM14 18H15V13H14ZM19 18V19H18ZM32 18V19H33ZM37 18H36V20H37ZM109 18V19H108ZM120 19H121V17H119ZM127 18V17H126ZM126 18H124L125 20H126ZM129 18V17H128ZM131 18V17H130ZM133 18V17H132ZM132 18H131V20H132ZM139 18V17H138ZM231 18V17H230ZM22 19H21V21H22ZM32 19H30V20H32ZM123 19V18H122ZM238 19H239V14H238ZM253 19V20H252ZM7 20L5 21L6 23H8L7 22ZM33 20H35V19H33ZM58 20V19H57ZM58 20V21H59ZM128 20V19H127ZM127 20H126V22H127ZM252 20V21H251ZM111 20H109V22H110ZM129 21H130V19H129ZM133 21V20H132ZM132 21H130V22H132ZM254 21V22H253ZM262 21V20H261ZM23 22V21H22ZM95 22H99L102 26H103V28H97V30L95 29H91V26H93L94 24L93 23H95ZM186 22V21H185ZM1 23V22H0ZM5 23V24H6ZM10 23V22H9ZM9 23H8V25H9ZM19 23L20 24H22L20 21H19ZM60 23V22H59ZM254 24V28L253 27H251V24ZM255 23H258V24H255ZM4 24V25H5ZM27 24V23H26ZM61 24H63L62 22H61ZM90 24H93V25H91V26H89ZM95 24H98V23H95ZM133 24V23H132ZM173 24V25H172ZM32 25V26H31ZM10 26V27H11ZM1 27H2V29H1ZM28 27H29V24H28ZM249 27H251V28H253V29H251V28H249ZM23 28V29H22ZM34 28H36V27H34ZM251 29V30H249V29ZM59 29V28H58ZM60 29V30H61ZM146 30L147 31H149V32H146ZM130 31V30H129ZM129 31H127L128 33H129ZM33 32V33H34ZM209 32H212V33H214L215 35H213V37H215V38H212V37H209L208 36V33ZM210 34V33H209ZM248 34V35H247ZM107 35V36H106ZM124 38V39H123ZM4 39V38H3ZM197 39V40H196ZM6 41V40H5ZM4 40H3V42L4 43H7V42H5ZM10 41V39L8 40V42ZM190 41H189V43H190ZM3 42H1V43H3ZM30 42V41H29ZM61 42V43H60ZM106 43V42H105ZM111 43H109V44H111ZM155 43L157 44H162V46L166 49V48H168V50L169 49H172V51H173V49L174 50H176V49H179L180 51H177V53L178 52H180V54H179V58H177V57H174V58H171V57H173V55L171 54L170 55V53H169V57H168V52H166L165 51V49L164 48H161V49H159V50H161V51H165V53L166 54H164V53H160V51L159 52H154L153 54H146L145 52H144V48L146 47V46H148V45H152V44H154L155 45ZM188 43V45H191V43L193 44V43H195V42H191L190 44ZM108 43H106V45H107ZM108 44V45H109ZM113 44H112V47H113ZM183 44H182V47H183ZM196 44H198V42L196 43ZM195 44V45H196ZM1 45V44H0ZM7 45H9V44H7ZM11 45H9V46H11ZM32 46V50L31 49H26L27 47H31ZM105 45V44H104ZM107 45V46H108ZM154 45H152V46H154ZM188 45H185L187 48H188ZM199 45H200V43H199ZM2 46V45H1ZM27 46V47H26ZM90 46V47H91ZM184 46V48H186ZM192 46V45H191ZM190 46V47H191ZM198 46V45H197ZM197 46H195V48L197 47ZM200 46H202L201 48H203V44L202 45H200ZM212 46H218V47H222L221 49L223 50V51H221V52H218L217 50V52L215 53L213 50L212 51H210V49H211V47ZM11 47H13L14 48V46H11ZM26 47V48H25ZM89 47V46H88ZM87 47V48H88ZM102 47V46H101ZM105 47V46H104ZM111 47V46H110ZM151 47V46H150ZM150 47H149V49H150ZM161 47V46H160ZM189 47V48H190ZM199 47V46H198ZM197 47V48H198ZM16 47H15V49H17ZM58 48V49H57ZM94 48V47H93ZM193 48H194V46H193ZM194 48V49H195ZM200 48V49H201ZM70 49H68L69 50V52H71L70 51ZM77 49V50H78ZM86 49V48H85ZM100 50L99 51H102V48H99ZM105 49V48H104ZM118 49V48H117ZM130 49V50H131ZM148 49V48H147ZM163 49V50H162ZM182 49V48H181ZM215 49V48H214ZM2 50H4V49H2ZM2 50L0 51L1 53V55H3L4 53L3 52H5V50L2 52ZM97 50V49H96ZM123 50V49H122ZM155 50V49H154ZM156 50H158L157 48H156ZM186 50V49H185ZM196 50V49H195ZM202 50V49H201ZM14 50H12V52H13ZM16 51V50H15ZM14 51V52H15ZM62 51V50H61ZM65 51V50H64ZM132 51V52H133ZM150 51V50H149ZM163 51V52H164ZM182 51H184V49H182ZM192 52H193V50H191ZM197 51H198V49H197ZM196 51V52H197ZM176 52V51H175ZM190 52V51H189ZM212 52V53H211ZM3 53V54H2ZM73 53H75V52H73ZM117 53V54H118ZM148 53V52H147ZM173 53V52H172ZM200 53V52H199ZM11 55H13V53H10ZM48 54V55H47ZM63 54V53H62ZM66 54V55H65ZM65 54H63V55H65V56H61V58L63 57V59H66L67 60V62H68V59H70V61H71V59H72V56L70 57L69 56V54L70 53H68V52H65ZM72 54V53H71ZM176 54V53H175ZM192 54V53H191ZM198 54V53H197ZM1 55H0V57H1ZM8 55V54H7ZM10 55V56H11ZM69 56L70 58H66V56ZM121 55H120V57H121ZM187 56H188V54H186ZM194 55V54H193ZM9 56V55H8ZM9 56V57H10ZM75 56V55H74ZM117 56H119V54L117 55ZM176 56H177V54H176ZM184 57H185V54L183 55ZM182 56V57H183ZM189 56H191V55H189ZM200 56V55H199ZM198 56V57H199ZM198 57H196V58H198ZM32 58H34L33 60L35 61L34 63V66H32L31 64H30V62H29V60L31 61V59ZM77 58V57H76ZM186 58V57H185ZM193 58V59H194ZM200 58V57H199ZM198 58V59H199ZM0 59V60H1ZM74 60L73 61H75V57L73 58ZM120 59V58H119ZM132 59L130 60V62L132 61ZM187 59H188V57H187ZM198 59H197V61H198ZM204 59V60H205ZM32 60V61H33ZM62 61L63 63H62V65L63 64H65L66 66H68V67H65V70H64V68H63V73L60 71L59 73H58V71L59 70H57V69H59L60 68V66H61V63H60V61ZM77 60H78V58H77ZM121 60H122V58H121ZM179 60H181V59H179ZM196 60V59H195ZM217 60H219V62H220V60H221V65H219V66H215V67H213L212 66V61H213V63H217ZM223 60V61H222ZM31 61V62H32ZM73 61H71L72 62V64L71 65H73ZM218 62V63H219ZM57 63H59L58 65H57ZM76 63H77V61H76ZM75 63V64H76ZM78 63H79V61H78ZM133 63V62H132ZM137 63V62H136ZM171 64L173 63L172 61L170 62ZM175 63H181V61L180 62H175ZM69 64V63H68ZM69 64V65H70ZM74 64V65H75ZM134 64V63H133ZM170 64V65H171ZM174 64V63H173ZM182 64H180V65H182ZM196 64V63H195ZM59 66V68H56L57 66ZM215 65V64H214ZM137 66V65H136ZM142 66L140 67H138L139 69L140 68H142ZM173 66H172V68H173ZM48 67V68H47ZM63 67V66H62ZM61 67V68H62ZM36 68V67H35ZM37 68V69H38ZM226 68H228V69H231L232 71H230V70H227ZM70 69V68H69ZM74 70V69H73ZM35 71V70H34ZM76 71V70H75ZM228 71V72H227ZM68 72H69V70H68ZM71 73H72V71H70ZM34 73V72H33ZM32 73V74H33ZM79 73V72H78ZM77 73V74H78ZM76 74V73H75ZM80 74V73H79ZM78 74V75H79ZM137 74V73H136ZM135 74V75H136ZM170 74V75H169ZM34 75V74H33ZM65 75L66 74H63V76L65 77ZM69 75V74H68ZM71 75V74H70ZM69 75V76H70ZM155 75V76H154ZM157 75V76H156ZM177 75V74H176ZM175 75V76H176ZM182 75H181V77H182ZM35 76L36 75H34L33 77L35 78ZM67 76V75H66ZM72 76L73 75H71V78H72ZM77 76V75H76ZM81 76V75H80ZM137 77H138V80H139V74L138 75H136ZM158 76H160V78H157ZM171 76H173V75H171ZM179 76V75H178ZM178 76H176V78H178ZM32 77V78H33ZM74 77V76H73ZM136 77V78H137ZM153 77V78H152ZM174 77V76H173ZM226 78L225 76H221V78H220V81H222V78ZM31 78V77H30ZM36 78V79H37ZM68 78V77H67ZM66 78V79H67ZM76 78V77H75ZM77 78H79V76H77ZM81 78V77H80ZM140 78V79H141ZM184 78V79H185ZM224 78H223V80H224ZM228 78V79H229ZM63 79V78H62ZM65 79V78H64ZM84 79V78H83ZM143 79H141V84L140 85H142V81H143ZM150 79H148L149 81H151ZM163 79V78H162ZM170 79H172L171 77L169 78V81H170ZM227 79V78H226ZM227 79V80H228ZM25 80V81H24ZM34 80V83H35V79H33ZM43 80V79H42ZM69 80V79H68ZM67 80V81H68ZM79 80H81V79H79ZM230 80V79H229ZM255 80H257V81H261L263 84L261 85H258L257 83H261V82H257L256 83V81ZM28 81H30V80H28ZM44 81V80H43ZM46 81V80H45ZM74 81V80H73ZM76 81V80H75ZM78 81V80H77ZM85 81V80H84ZM87 81V80H86ZM145 81V80H144ZM147 81V80H146ZM155 82L156 80H152L151 82ZM160 80H158L157 82H159ZM179 81H180V77H179ZM182 81H184L183 79H182ZM194 81V82H193ZM213 80H211V82H212ZM240 81V80H239ZM240 81V82H241ZM33 82V81H32ZM37 82V81H36ZM48 82V81H47ZM46 82V83H47ZM50 82V83H51ZM57 82H59V80L57 81ZM56 82V83H57ZM61 82L62 81H60V84H61ZM66 82V81H65ZM69 82L71 83V81L69 80ZM82 82V81H81ZM172 82H173V80H172ZM172 82H171V84H172ZM177 82V81H176ZM193 82V83H192ZM202 82V83H203ZM216 82H215V85L214 86H216ZM227 82V81H226ZM231 82V81H230ZM234 82V81H233ZM232 82V85H233V89H234V83L236 84V82H234L233 83ZM25 83V84H24ZM41 83H45V82H41ZM45 83V84H46ZM63 83H64V81H63ZM63 83H62V85H63ZM70 83H68L69 84V86H70ZM75 83H77V82H75ZM78 83H80V81L78 82ZM78 83H77V85H78ZM83 83V82H82ZM81 83V84H82ZM84 83H86V82H84ZM113 83V82H112ZM112 83H110L111 85H113L114 87H115V85H116V82H114V84H112ZM139 83H140V81H139ZM169 83V82H168ZM174 84H175V82H173ZM189 83V82H188ZM199 83V84H198ZM209 82H207V85H206V82L205 83H203V84H205V86H206V89H207V86L208 85H210V84H208ZM218 83H219V80H218ZM33 84V83H32ZM36 84V83H35ZM66 84H67V82H66ZM66 84H64V88L65 87H67L68 86V84H67V86H65ZM73 84H74V82H73ZM72 84V85H73ZM109 84V85H110ZM145 83H143V85H144ZM149 84V83H148ZM146 85V86H148L147 88H149V86L150 85ZM151 84V83H150ZM153 84V83H152ZM192 84V85H191ZM202 84V88H200L199 90L200 91H198V93H197V91H195V89L196 88H194V90L192 89L191 91L193 92V91H195L197 94H200L199 92H202V89H203V91H205L204 90V85ZM212 85L214 84V82H212L211 83ZM223 84V83H222ZM225 84V83H224ZM245 84H247V86L245 87ZM44 85V84H43ZM42 85V86H43ZM57 85H58V83H57ZM75 85V84H74ZM74 85H73V87H74ZM83 85V84H82ZM91 85V84H90ZM102 85V84H101ZM104 85V84H103ZM106 85V84H105ZM139 85V86H140ZM142 85V86H143ZM211 85V86H212ZM241 85V84H240ZM30 87L32 86V85H29ZM40 86V85H39ZM41 86V87H42ZM50 85H49V83H48V87H49ZM56 86V85H55ZM76 86V85H75ZM87 86V85H86ZM86 86H84V88L86 87ZM88 86H89V84H88ZM87 86V87H88ZM95 86H96V84H95ZM117 86V85H116ZM145 86V85H144ZM168 86V85H167ZM166 86V87H167ZM183 86V85H182ZM200 86H201V84H200ZM204 86V87H203ZM222 86V85H221ZM226 86V85H225ZM230 86V85H229ZM38 87V86H37ZM45 87V86H44ZM53 88H55L54 87V85L52 86ZM57 88L56 89H58L59 88V86H56ZM79 87H80V85H78V87H77V89H78V91L80 92V90H82V89H80L79 90ZM82 87V86H81ZM80 87V88H81ZM87 87L84 89L86 92H88V90L90 91V89H88V90H86L87 89ZM91 87V86H90ZM94 87V86H93ZM109 87V89H111V86H106V87H104V88H106V90H107V88ZM118 87H119V85H118ZM117 87V88H118ZM151 87V86H150ZM156 87V86H155ZM155 87H153L152 89H154ZM181 86H179V88L178 89H180L181 90V88H180ZM187 87H188V85H187ZM191 87H189L190 89H191ZM223 87H224V85H223ZM237 87H239V86H237ZM29 90H30V88L29 87H27ZM33 88H34V90H35V87H34V84H33ZM40 88V87H39ZM51 88V87H50ZM53 88H52V90H53ZM62 88V86L60 85V89ZM68 88V87H67ZM116 87H115V89H117ZM139 88H144V87H139ZM173 88V89H172ZM172 88H171V85H170V89H172V91H170V92H173L174 91V89L176 90L177 88H174L173 87V84H172ZM183 88H184V86H183ZM188 88V89H189ZM217 88H219V86L217 85ZM216 88V90H218ZM225 88V87H224ZM239 88H242V87H239ZM42 89H44V88H42ZM56 89H54V90H56ZM68 89H70V91H71V87L70 88H68ZM68 89H63L62 88V91L63 90H65V91H67ZM76 89V88H75ZM108 89V90H109ZM114 89V90H115ZM119 89V88H118ZM117 89V90H118ZM120 89H122L121 87H120ZM146 89V88H145ZM144 89V90H145ZM151 89V88H150ZM163 89V88H162ZM209 89H211L210 88V86H208V90ZM233 89H228L227 88V90H229V92H230V90L232 91ZM245 89H243L244 90V93H245ZM29 90H27L28 91V93H26V95H28L29 94ZM33 90V91H34ZM39 90H41V89H39ZM47 90V89H46ZM45 90V91H46ZM50 89H48L47 91H49ZM83 90V91H84ZM107 90V91H108ZM141 90V89H140ZM159 89H157V91H158ZM165 90V89H164ZM167 90V89H166ZM180 90H178V91H180ZM183 90H185V89H183ZM222 90V89H221ZM26 91V92H27ZM31 91V90H30ZM37 91V90H36ZM51 91V90H50ZM49 91V92H50ZM69 91V90H68ZM77 91V90H76ZM84 91V92H85ZM111 91H112V89H111ZM119 91V90H118ZM122 91V90H121ZM121 91H119V92H121ZM146 91V90H145ZM149 91H151V92H153V91H156V90H149ZM182 91V90H181ZM180 91V92H181ZM191 91H190V93L187 95V93L189 92V90H188V92H186V96H189L190 94H191ZM219 91V90H218ZM224 92H226V90L224 89L223 90ZM223 91H220V92H223ZM234 91L236 92V90L234 89ZM240 91V90H239ZM40 92V91H39ZM82 92V91H81ZM83 92V93H84ZM85 92V93H86ZM108 92H110V90L108 91ZM115 92H117V91H115ZM119 92H117L118 94H120ZM123 92V91H122ZM144 92V91H143ZM146 92H148V91H146ZM150 92V93H151ZM158 92H160V90L158 91ZM166 92V91H165ZM179 92V93H180ZM184 92V91H183ZM207 91H205L204 93H206ZM223 92V93H224ZM238 92V91H237ZM32 93V92H31ZM34 94H35V92H33ZM37 94H38V92H36ZM44 93H46V92H44ZM51 93V92H50ZM53 93V92H52ZM60 93V92H59ZM59 93H55V94H57L56 96L58 97V94ZM62 93V92H61ZM65 93V92H64ZM70 93V92H69ZM68 93V94H69ZM73 93V92H72ZM76 93V92H75ZM84 93V94H85ZM90 93V92H89ZM113 94H114V91L112 92ZM157 93V92H156ZM156 93H154V94H156ZM175 93L176 92H174V94L172 93V95H175ZM194 93V92H193ZM234 92L232 91V94H233ZM241 93V92H240ZM13 94V95H12ZM18 94V95H17ZM19 94H22V95H19ZM33 94V96L31 95L30 97H33L34 98V95ZM40 94V93H39ZM42 94V98L44 97L43 95H50V94H43V93H41ZM63 94V93H62ZM67 93H66V97H67V95H68ZM81 95V94H79V96L81 95V96H84L81 100H85L86 101V98H85V96L86 95ZM88 94V93H87ZM90 94H92V93H90ZM98 94H100V93H98ZM116 94V93H115ZM161 94V93H160ZM165 94V93H164ZM171 94V93H170ZM177 94H178V92H177ZM181 94H182V92H181ZM181 94H179V97L181 96ZM221 94V93H220ZM229 95V94H231V93H226V95ZM232 94L230 95V97L232 96ZM238 94H239V92H238ZM256 94H258V95H256ZM53 95H54V93H53ZM184 95V98L186 97L185 96V94H183ZM182 95V96H183ZM192 95H194V94H192ZM224 95V94H223ZM227 95V96H228ZM37 96V95H36ZM40 96V95H39ZM61 96H63V97H65L64 95H61ZM69 96H71V93L69 94ZM67 97V99H68V101H75V103H74V107H76V106H78L79 105V103H78V101L76 102V98L74 99L73 97ZM80 96V97H81ZM178 96V95H177ZM191 96V95H190ZM195 96V95H194ZM193 96V97H194ZM234 96V98H236L235 100L236 101H238L239 100V98H241V100H242V97H239L240 96V94H239V96L237 95V93H236V95H233ZM233 96L231 97L232 99H234L233 98ZM235 96H238V97H235ZM245 96H243V97H245ZM62 97V99H59V98H61L60 96H59V98H57V99H59L58 101H60L59 103L61 104L62 103V101L64 100V98ZM65 97V98H66ZM76 97V96H75ZM78 97V96H77ZM173 97V96H172ZM176 99L178 98L179 99V97H176V96H174ZM196 97V96H195ZM195 97L194 98H192V97H190V98H192L193 100H195ZM222 97V96H221ZM37 98V97H36ZM40 98V97H39ZM45 98V97H44ZM47 99H48V96L46 97ZM45 98V99H46ZM49 98H51V99H49V100H52L53 99V96L51 97V96H49ZM56 98V97H55ZM54 98V99H55ZM69 98H72V99H70L69 100ZM85 98V99H84ZM174 98V99H175ZM183 98V99H184ZM189 97H188V99H190ZM228 98V97H227ZM53 99V100H54ZM79 99V98H78ZM77 99V100H78ZM175 99V100H176ZM181 99V98H180ZM183 99H182V101L181 102H183ZM186 99H187V97H186ZM186 99H184V102H185V100ZM192 99H191V101H192ZM223 99H224V97H223ZM230 99V98H229ZM229 99L227 100V103H228V101H229ZM245 99H246V97H245ZM81 100L79 101V102H81ZM197 100V102L199 103L200 102V99L199 98H197L196 99ZM196 100H195V102H196ZM225 100V99H224ZM234 100V101H235ZM24 101V102H23ZM34 101V104H35V100H33ZM46 100H44L43 102H45ZM57 101V100H56ZM56 101H52L54 104H59L58 103V101L56 102ZM66 101V100H65ZM179 100H177V102H178ZM187 101V100H186ZM226 101V100H225ZM235 101V102H236ZM27 102L29 103V105L27 104ZM47 102H50V101H47ZM56 102V103H55ZM183 102V103H184ZM195 102H193V104L194 105H196L195 107L197 108V105H198V109L199 108H202V105H201V107H200V103L199 104H195ZM232 102V101H231ZM235 102H232V104L233 103H235ZM245 102V101H244ZM23 103H25L24 105H28V109H29V107H30V103L33 105V107L32 108H34L35 109V112L34 113H32L33 112V110L34 109H32L31 110V112H29L30 110H26V112H29V113H31V114H29L30 115V117L28 116V114L26 115V114H21V113H24L25 111H23V110H25L24 108L26 107H24V105H23ZM78 104V105H75V104ZM83 103V102H82ZM81 103V104H82ZM86 103H88V102H86ZM86 103H85V105H86ZM191 103V102H190ZM224 103V102H223ZM227 103H224V104H226L227 105ZM246 103V102H245ZM46 104V103H45ZM59 104V105H60ZM90 104V103H89ZM222 104V103H221ZM237 104V105H236ZM235 105H236V108H237V106H238V103H236ZM49 107H50V103H48L47 104ZM83 105V104H82ZM219 105V104H218ZM218 105H216V107L218 106ZM223 105V104H222ZM221 105V106H222ZM229 105H230V103H229ZM240 105H241V103H240ZM52 106V105H51ZM81 106V105H80ZM188 106V105H187ZM192 106V105H191ZM225 106V105H224ZM224 106H222V107H224ZM47 107V106H46ZM46 107H44V108H46ZM57 107H59V106H57ZM79 107V106H78ZM86 107V106H85ZM85 107H84V109H85ZM184 107V106H183ZM216 107L214 106L213 107V110L214 109H216ZM219 107H220V105H219ZM217 108V109H220V108ZM226 107H228V106H226ZM230 107V106H229ZM231 107H234V105L232 106L231 105ZM252 107V108H251ZM52 108V107H51ZM77 108V107H76ZM76 108H75V110H76ZM80 108V107H79ZM86 108H90V107H86ZM189 108V107H188ZM194 108V106H192V109ZM205 108H208V107H205ZM205 108H203V109H205ZM243 109L242 108V110H244L245 111V113H246V115H247V113L249 112H246L247 111V109ZM83 109V108H82ZM81 109V110H82ZM87 109V110H88ZM185 109V108H184ZM191 108H189V111H191L190 110ZM202 109V110H203ZM209 109V108H208ZM224 109H226V108H224ZM228 109V108H227ZM241 109V108H240ZM240 109H235V107H234V109L233 108H230L229 109V111L230 112H232V113H229L228 115H227V118H229L230 119V117L231 118H233V116L234 117H236V118H239V117H241L240 116V114L238 113V110H240ZM249 109V110H250ZM258 109V108H257ZM75 110H74V112H75ZM194 110V112H195V109H193ZM221 110V109H220ZM222 110H223V108H222ZM242 110H240V112L242 111ZM77 112H79V110H76ZM204 111V110H203ZM253 111V110H252ZM254 111V112H255ZM83 110H82V112H80V113H82L83 114ZM184 112H186L185 110H184ZM193 112V111H192ZM211 112V111H210ZM214 112L215 113H213V114H215L216 115V112H218L217 110H214ZM220 112V111H219ZM218 112V113H219ZM223 112V111H222ZM228 111H226V113H227ZM260 112V111H259ZM259 112H257V114L259 113ZM1 113V114H2ZM60 113H62L61 114V119H63V115H65V113L64 112H61V110H60ZM59 113V114H60ZM64 113V114H63ZM72 113H73V111H72ZM80 113H78V114H80ZM86 113V112H85ZM225 113V112H224ZM242 113V112H241ZM262 113V115L264 114V111H262V112H260L259 114H261ZM77 114V115H78ZM194 114L196 115V113H193V117H195L194 116ZM199 114V113H198ZM198 114H197V117H198ZM211 113H208V111L205 109V111L203 112V113H201V114H199V120H198V122H199V124H198V122H197V124H196V121H194V119L192 120V115H190V118H191V120L193 121V122H195V124L196 125H199V127L201 126L202 128H203V130L202 131H204V136H205V139H204V141H203V143L202 144H200V145H196V146H193V147H191L193 150V152L192 153H194V155L193 156H191V157H193L192 159V161H191V159H190V157L188 158V159H190V160H188V162H190V163H186L185 162V160H184V162L186 163V168H189V167H187L188 165L187 164H190L189 166H190V169L192 170V171H194V172H197V175H199V177L201 176V178H202V180L204 181V185L203 186H205V187H203L202 189V191L201 192H199V191H197V189H195L197 192L195 193V190L193 189V191L194 192H192V193H190L189 192V194L187 193V194H183L182 195V199L180 198V196L178 197V195H180V194H177V196H174V194H176V193H174L173 195L170 193V197H168L167 199H169V198H171L172 199V201H171V199H170V203H174L173 201H176V203L179 205V203H178V201L180 202V200L179 199H181V203H183L182 204V206H180V207H178V208H176V210H173V212L172 213H170L169 211L171 210V209H173V207H174V205L172 206V208L170 209V210H168V212L170 213V216H169V214L167 215L168 216V218L166 217H164V215L162 214V215H159L158 214V212H150V210H148L147 211V213H145L146 212V210H144L145 212L144 213H141L142 211H139V212H137L136 211V209H135V211L138 213V215H136V217H134V218H138V222H137V225L138 226H136L135 227V229H132V230H130V226L131 225H133L134 226V223H133V221H132V224L131 225H129L128 223V225L127 224H124V226L126 225V226H128L129 227V231H127V230H124L123 228H128V227H123L122 229L120 228V226H118L117 228L119 229V231L117 230V228H114V229H116V231L118 232V234L119 233H121V232H123V233H121V234H126V235H130V234H136V235H142V236H157V234H161V233H165L166 234V239H167V241H168V247H169V254L170 255H167V256H170V258L167 260V262L166 261H162V262H166L167 264H257L258 262L255 260V261H250V262H246V261H243L241 258H240V256H238L237 255V253L239 252L238 250L240 249H238L237 250V248H236V251H238V252H234L233 254L231 253V255H229V256H227V253L225 254V250L224 251H221L220 249H221V247H220V241H226V238H228V237H230V238H234V236L236 235V234H243V233H246L247 234V232L249 231V230H252L253 228V226H254V228L255 229H259V230H261V229H263L264 228V173L262 172V171H260L261 169H260V167H258V165H256L257 164V162H258V164L260 163V160L261 159H259V160H257L256 159V161H255V164L254 165H256L254 168H251L252 167V165H251V162H252V160L250 161L249 160V158L247 157V159L246 158H244L245 156H249V148L250 147H246L247 145H250V144H252V140H251V136H252V131H250V133H251V135H250V133L249 134H247V133H245L244 135H242V137L240 136L239 138H241L240 140H238L239 142L232 148V147H230V148H228V149H224V148H222V150H220L219 148H218V142L217 141H213V139H212V131H211V126H212V124H210V123H208V122H210V120H213V122H214V124L216 123V121H215V118H216V116L215 115H210ZM244 114V113H243ZM243 114H242V116H243ZM256 114V113H255ZM26 115V116H25ZM70 115V117L69 118H67V119H70L71 118V114H69ZM77 115H75V117L77 116ZM221 115V114H220ZM245 115V114H244ZM245 115V116H246ZM249 115L251 116V113H249L246 117L247 118H251V117H249ZM254 115V114H253ZM50 116H51V118H52V116L54 117L52 120L50 119ZM66 116V115H65ZM68 116V115H67ZM73 116V115H72ZM80 116V115H79ZM78 116V117H79ZM83 116H84V114H83ZM86 116H88V115H86ZM85 116V117H86ZM161 116V115H160ZM159 116V117H160ZM187 114H186V119H187ZM219 116V115H218ZM238 116V117H237ZM260 116V115H259ZM259 116H257L258 117V119H259ZM264 116V115H263ZM2 117H3V115H2ZM32 117V118H31ZM85 117H83V119L85 120ZM163 117H165V116H162L161 118L163 119ZM184 117H185V115H184ZM189 117V116H188ZM196 117V118H197ZM219 117H221V116H219ZM218 117V118H219ZM222 117H223V115H222ZM244 117V116H243ZM254 117V116H253ZM256 117V116H255ZM261 117V116H260ZM4 118V119H5ZM87 118H89V117H87ZM195 118V119H196ZM246 118V119H247ZM2 119V118H1ZM60 119V118H59ZM67 119H64L67 123L68 122H70V121H67ZM74 119H76L75 120V122H74V124L76 123V122H78L77 121V117L76 118H74ZM82 119V117H80V119L79 120H81ZM83 119H82V121H83ZM164 119H166V118H164ZM168 119H170V118H168ZM185 119V118H184ZM240 119V118H239ZM243 119H245V118H243ZM245 119V120H246ZM254 119V118H253ZM253 119H252V124L254 123V125H256V123H258L257 121H258V119H257V121H255V122H253ZM255 119V120H256ZM263 119V118H262ZM55 120V119H54ZM53 120V121H54ZM70 120H73V118H71ZM159 120H160V118H159ZM171 120V119H170ZM183 120V119H182ZM217 120V119H216ZM219 120V119H218ZM221 120V119H220ZM219 120V121H220ZM223 120V119H222ZM242 120V119H241ZM259 120H261V119H259ZM48 121H51V124H49V122ZM81 121V122H82ZM160 121H163V120H160ZM169 121V120H168ZM168 121H166L169 125H170V121L168 122ZM173 121H175V120H173ZM187 122H188V120H186ZM185 120H184V123L186 122ZM72 122V121H71ZM86 122V121H85ZM153 122V121H152ZM157 122H159L158 121V117H157ZM176 122H178V120H176ZM176 122H173V124H171V125H173L174 126V124L176 123ZM192 122V123H193ZM212 122V121H211ZM222 122V121H221ZM244 122H246V123H248L247 121H244ZM54 123V122H53ZM56 123V122H55ZM148 123H151V122H149L148 121ZM163 123H165V121L163 122ZM171 123H172V121H171ZM190 123V126L192 125H194V124H191V121L189 122ZM217 123H218V121H217ZM216 123V124H217ZM261 123H262V121H261ZM73 124V123H72ZM71 124V125H72ZM153 124V123H152ZM155 124V123H154ZM158 124H161V123H158ZM157 124V125H158ZM168 124H166V126L165 127H167L168 126V128H169V125ZM177 124V123H176ZM214 124H213V126H214ZM242 124V123H241ZM0 125V126H1ZM23 125V126H24ZM53 125V124H52ZM54 125H56V124H54ZM151 125V124H150ZM156 125V124H155ZM156 125V127H159V126H157ZM162 125V124H161ZM185 124H183V129H182V131L184 130V131H186L185 129V126H184ZM220 125V124H219ZM218 125V126H219ZM247 125V124H246ZM258 126H256L257 128L260 126V128H262L261 127V125L262 124H257ZM37 126V127H36ZM133 126V125H132ZM135 126V125H134ZM133 126V127H134ZM178 126V125H177ZM179 126H180V122H179ZM178 126V127H179ZM195 126V125H194ZM241 126H243V125H241ZM251 126H253V125H251ZM264 126V125H263ZM149 127V126H148ZM150 127H154V126H150ZM244 127V126H243ZM28 128H30V129H28ZM44 128V127H43ZM46 128H49L48 126L46 127ZM45 128V129H46ZM53 128V127H52ZM54 128H57V130H58V128H59V130L61 131V129L62 128H60V127H55L54 126ZM128 127H126V129H127ZM137 128V127H136ZM161 128V127H160ZM167 128V129H168ZM170 128H172V126L170 127ZM185 128V129H184ZM187 128H188V126H187ZM195 128V127H194ZM201 128V129H202ZM245 128V127H244ZM248 128V129H247ZM247 128H245V130H249V127L247 126ZM252 128V127H251ZM4 129H5V127H4ZM11 129L9 130V131H11ZM18 129V130H17ZM51 129V128H50ZM64 130L66 129V128H63ZM131 129L132 128H130V130H129V128H128V130L129 131H131ZM148 129V128H147ZM146 129V130H147ZM150 129H151V131H153L154 129L153 128H149V131H150ZM156 129V128H155ZM179 129V128H178ZM181 129V128H180ZM256 129V128H255ZM1 130V129H0ZM7 130V129H6ZM55 130V129H54ZM56 130V131H57ZM104 130V129H103ZM103 130H101L102 132H103ZM128 130H127V132H128ZM133 130V129H132ZM163 130V129H162ZM162 130H158V131H161L162 132ZM169 130V129H168ZM175 130H176V128H175ZM195 130V129H194ZM199 130V129H198ZM251 130V129H250ZM258 130H260L259 128H258ZM2 131V130H1ZM0 131V133H1V135H2V132ZM32 131V130H31ZM40 131V130H39ZM66 131V130H65ZM71 130L69 129V132H70ZM105 132H107L108 133V131L107 130H104ZM110 132H112L111 130H109ZM140 130H138V132H139ZM149 131H148V133H149ZM156 131V130H155ZM164 131V130H163ZM167 131V130H166ZM165 131V132H166ZM172 131H173V129H172ZM177 131V130H176ZM176 131H174V132H176ZM187 131H188V129H187ZM201 133H202V131L201 130H199ZM261 132H260V134H259V136H260V138L259 139H261L259 142V145L261 144L262 145V147L264 148V128H262L261 130H260ZM8 131H6L4 134H6ZM28 132V131H27ZM33 132V131H32ZM58 132V131H57ZM61 132H64L63 130L61 131ZM67 132V131H66ZM73 132V131H72ZM101 132V133H102ZM125 132H126V130H125ZM126 132V133H127ZM135 133H136V131H134ZM170 132H171V129H170ZM180 132H181V130H180ZM245 132H248V131H245ZM10 133V132H9ZM8 133V134H9ZM24 133V132H23ZM41 133V132H40ZM101 133H99V134H101ZM114 133V132H113ZM113 133H109V134H106V133H104L105 135H110V134H113ZM122 133V132H121ZM129 133H131V132H129ZM128 133V134H129ZM152 133V132H151ZM154 133V132H153ZM156 133V132H155ZM154 133V135H157V136H159L158 134H155ZM159 133V132H158ZM168 133V132H167ZM177 133H178V131H177ZM181 133H183V132H181ZM194 133H196L195 131H194ZM230 133V132H229ZM256 133H257V130H256ZM11 134V133H10ZM13 134V133H12ZM28 135L29 136V139H30V137H31V134H30V132H29V134L28 133H25V135ZM34 134H37V132H35ZM59 134H61V133H59ZM63 134H65V133H62V135ZM78 134V133H77ZM76 133H72V136L71 137H73V138H75V140L77 141L78 139H80L79 137V134L77 135ZM104 134H102V136L104 135ZM123 134H124V131H123ZM132 134H134V133H132ZM139 134V133H138ZM170 133H168L167 135H169ZM176 134V133H175ZM184 134V133H183ZM234 134V133H233ZM243 134V133H242ZM255 134V133H254ZM7 135V134H6ZM15 135V136H16ZM38 135V134H37ZM69 135V134H68ZM67 135V136H68ZM104 135V137H106ZM114 135V134H113ZM115 135H116V133H115ZM117 135H119V136H121V134H117ZM127 135V134H126ZM137 135V134H136ZM140 135H141V133H140ZM142 135H145V134H142ZM162 135V134H161ZM163 135H164V133H163ZM172 135H174V134H172ZM180 135V134H179ZM182 135V134H181ZM195 135H197V134H195ZM238 135V134H237ZM256 135V134H255ZM21 136V135H20ZM23 136V135H22ZM39 136V135H38ZM79 136V137H78ZM100 136V135H99ZM112 136V135H111ZM129 136H132V138H133V135H129ZM170 136V135H169ZM177 136V135H176ZM188 136V135H187ZM192 136V135H191ZM190 136V134H189V138H193V137H195L194 135H193V137H191ZM199 136V135H198ZM227 136V135H226ZM231 136V135H230ZM233 136V135H232ZM254 136V135H253ZM252 136V137H253ZM1 137V139H4L5 140V138H2V137H5V136H0ZM9 137V136H8ZM11 137V136H10ZM17 137V136H16ZM24 137H26V136H24ZM40 137V136H39ZM37 138L38 139V141L40 140V138ZM62 137V136H61ZM78 137V139H76ZM101 137V136H100ZM103 137V138H104ZM118 137V136H117ZM117 137L116 138H113V139H115V140H117ZM126 137V136H125ZM164 137H165V135H164ZM168 137V136H167ZM166 137V138H167ZM172 137V136H171ZM186 137V136H185ZM185 137H183L184 139H185ZM255 137V136H254ZM253 137V138H254ZM27 138V141H28V137H26ZM26 138H23V140L21 139V141H25L26 142ZM32 138H33V134H32ZM31 138V139H32ZM65 138V137H64ZM103 138H100V139H102L103 140ZM121 138V137H120ZM127 138V137H126ZM125 138V139H126ZM129 138V137H128ZM178 138V137H177ZM237 138H238V136H237ZM238 138V139H239ZM17 139H18V137H17ZM20 139V138H19ZM35 139V138H34ZM68 139V138H67ZM109 139H110V137H109ZM113 139H110V142H112L111 140H113ZM130 139H131V137H130ZM165 139V138H164ZM172 139V138H171ZM187 139V138H186ZM232 139H234L233 137H232ZM8 140V139H7ZM63 140V139H62ZM74 140V139H73ZM80 140H83V139H80ZM101 140V141H102ZM122 140V139H121ZM127 140V139H126ZM159 140H161V139H159ZM163 140V139H162ZM167 140V139H166ZM183 140V139H182ZM9 141H10V139H9ZM13 141H15V140H13ZM19 141V140H18ZM17 140H16V143L18 142ZM20 141V142H21ZM33 141L34 140H32V143H33ZM64 141V140H63ZM62 141V142H63ZM84 141V140H83ZM103 141H105V139L103 140ZM106 141H108V140H106ZM105 141V142H106ZM114 141V140H113ZM118 141V140H117ZM116 141V142H117ZM120 141V140H119ZM118 141V142H119ZM184 141V140H183ZM186 141V140H185ZM184 141V142H185ZM3 142V141H2ZM7 142V141H6ZM6 142H3V143H5V144H7ZM11 142H12V138H11ZM11 142H9V143H11ZM24 142V144H23V146L22 145H19L18 143H17V145L15 146L14 145V147L16 148V150H14V151H16V153L18 152V153H20V152H22L24 149L23 148H26V147H24V145L25 144H27V143H25ZM28 142H31V141H28ZM65 142V141H64ZM105 142H103V143H105ZM117 142V145L120 143H118ZM122 142H123V140H122ZM128 142V141H127ZM156 142V141H155ZM157 142H159V141H157ZM162 142V141H161ZM171 142V141H170ZM178 142V141H177ZM187 142V141H186ZM184 143L185 145L187 144V143ZM35 143V142H34ZM68 143H70V142H67V144ZM99 143V142H98ZM102 143V144H103ZM191 143V142H190ZM194 143V142H193ZM193 143H191V144H193ZM234 143V142H233ZM232 143V144H233ZM236 143V142H235ZM13 144H15V142H13ZM22 144V143H21ZM30 146H31V144L30 143H28ZM37 144L38 143H36V145L35 146H37ZM65 144V143H64ZM70 144H72V142L70 143ZM70 144L68 145L69 147H70ZM73 144H75L74 142H73ZM72 144V145H73ZM106 144V143H105ZM107 144H108V146H109V144L110 145H112L111 143H109V142H107ZM121 144H123V143H121ZM125 144V143H124ZM127 144V143H126ZM125 144V145H126ZM128 144H129V142H128ZM128 144L126 145V148H127V146H128ZM159 144V146H160V142L159 143H155V144H153L154 145V147H156L157 145ZM166 142H165V146H166ZM0 145H3L2 143H0ZM9 145V144H8ZM29 145H27V147L29 146ZM33 145V144H32ZM76 145V144H75ZM74 145V146H75ZM99 146H100V144H98ZM97 145V146H98ZM120 145V144H119ZM168 145V144H167ZM172 145H176L175 147H177V149H178V147L180 148L181 147V145H182V142L180 143V141H179V143H176L175 142V144H170V146L171 147H173ZM234 145V144H233ZM245 145V146H244ZM252 145H254V144H252ZM251 145V146H252ZM256 145H258V144H256ZM258 145V146H259ZM4 146V145H3ZM3 146H0V148L1 147H3ZM7 146V145H6ZM6 146H4V147H6ZM35 146H33V147H35ZM41 146V145H40ZM112 146H114V145H112ZM130 146H132L131 144H130ZM129 146V147H130ZM169 146V147H170ZM183 146V145H182ZM230 146V145H229ZM10 146H8V148H9ZM32 147V146H31ZM63 147H65V145L63 146ZM72 147V146H71ZM70 147V148H71ZM102 147H104L105 148V146H102ZM118 147V146H117ZM116 147V148H117ZM133 147V146H132ZM144 147H146L145 145H144ZM151 148V149H156V148ZM161 147V146H160ZM169 147H167V148H169ZM169 148V149H173V148ZM185 147H187V146H185ZM190 147V146H189ZM228 147V146H227ZM253 147V146H252ZM255 147V146H254ZM253 147V148H254ZM260 147V146H259ZM259 147L258 148H256V149H258L259 150ZM262 147H261V149H262ZM11 148H12V146H11ZM66 148H67V146H66ZM100 148H101V146H100ZM115 148V149H116ZM124 148V147H123ZM134 148V147H133ZM37 149V148H36ZM62 149H64V148H62ZM73 149V148H72ZM103 149V148H102ZM101 149V150H102ZM118 149H120V147L118 148ZM166 149V148H165ZM175 149V148H174ZM185 149V148H184ZM190 149V148H189ZM224 149V150H223ZM256 149L255 150H253V151H256ZM260 149V150H261ZM4 150L5 149H3V151L1 152V153H3L4 152ZM7 150V149H6ZM12 150H13V148H12ZM97 150H98V147H97ZM104 150H107V148L106 149H104ZM103 150V151H104ZM114 150V149H113ZM121 150V149H120ZM124 150H125V148H124ZM130 150V148L128 149V151ZM136 149L134 148V149H132V151H135ZM159 150V149H158ZM161 150V149H160ZM176 150V149H175ZM191 150V149H190ZM13 151V152H14ZM67 151H69V149L67 150ZM66 151V152H67ZM100 153L102 152V151H100V150H98ZM108 151V150H107ZM106 151V152H107ZM123 151V150H122ZM122 151H120L121 153H123ZM128 151H127V153H128ZM131 151V150H130ZM129 151V152H130ZM131 151V152H132ZM155 151H157V150H155ZM165 150L163 149V151L161 150V154L164 152ZM179 151V150H178ZM181 151V150H180ZM182 151H183V147H182ZM181 151V152H182ZM186 151H188V148H187V150ZM185 151V152H186ZM7 152V151H6ZM105 152V153H106ZM116 152V151H115ZM159 152V155H160V151H158ZM168 152H170V151H168ZM176 151H174V153H175ZM181 152H179L180 153V155H181ZM184 152V151H183ZM191 152V151H190ZM263 152V151H262ZM109 153H110V150H109ZM112 153V152H111ZM135 154L137 153V151L136 152H134ZM134 153H133V155H134ZM157 153V152H156ZM173 153V152H172ZM187 153V152H186ZM253 153V152H252ZM22 154V153H21ZM69 154V153H68ZM71 155L73 154V152L72 153H70ZM120 154V153H119ZM129 154H132V153H129ZM128 154V155H129ZM178 154V153H177ZM185 154V153H184ZM235 154L237 155H239L240 157L237 159V156L234 158V156H235ZM4 155V154H3ZM122 155V154H121ZM166 155V154H165ZM168 155V154H167ZM166 155V156H167ZM170 155H171V153H170ZM169 155V156H170ZM174 155H176V154H174ZM173 155V156H174ZM183 155V154H182ZM181 155V156H182ZM189 155H190V153H189ZM252 155V154H251ZM5 156H7V155H5ZM127 156V155H126ZM130 156H132V155H130ZM177 156V155H176ZM186 157H187V155H185ZM185 156H182V158H185ZM74 157V156H73ZM72 157V159L74 160L75 158H73ZM111 157V156H110ZM134 158V162H132V160H131V162H129L130 164L132 163H134L133 164V166L134 167H136L137 165H139V166H137L139 169L142 167V165L143 164H146L145 166H147V164L149 163V162H151V160L148 162V163H146L147 162V160H146V162H145V160L144 159H146V158H141V157H139V158H141L142 160H143V162H142V160H141V164H139L138 163V158H137V156L135 157V155L133 156ZM170 157H172V156H170ZM170 157H168V158H170ZM179 157V156H178ZM253 157V156H252ZM251 157V158H252ZM262 157V156H261ZM260 157V158H261ZM1 158V157H0ZM120 158V157H119ZM125 158H127V157H125ZM125 158H123V159H125ZM137 158V165H135L136 164V162H135V159ZM167 158V159H168ZM181 158V157H180ZM181 158V159H182ZM236 159L237 160V162H235V161H233L234 159ZM259 158V157H258ZM65 159H67V158H65ZM69 159V158H68ZM70 159H71V156H70ZM69 159V162L70 161H72V159L70 160ZM123 159H121V160H123ZM129 159H131V158H129ZM148 159H153V162H154V158L153 157H151V158H148ZM244 159H246L245 161H244ZM2 160V159H1ZM126 160V159H125ZM159 160V159H158ZM164 160V162H165V158L163 159ZM169 160V159H168ZM173 160H175L174 158H173ZM238 160H239V162H238ZM253 160H255V159H253ZM264 160V159H263ZM64 161L66 162V160H63L62 161V163H64ZM3 162H4V160H3ZM68 162V163H69ZM89 162V161H88ZM145 162V163H144ZM155 162H156V159H155ZM154 162V163H155ZM182 162H183V160H182ZM67 163V162H66ZM118 162H116V164H117ZM121 162H119L117 165L118 166H120L119 164H120ZM127 163V162H126ZM126 163H125V165H123L122 163V167L120 166V168H121V171H127V174L126 175H128V170L129 169H122L123 168V166H124V168H128L130 165L129 164H127L128 165V167H127V165H126ZM162 163V162H161ZM166 163V162H165ZM168 163V162H167ZM166 163V164H167ZM173 163V162H172ZM177 163H178V159H177ZM177 163H175L176 164V166H177V168H176V166H174L173 168H176V169H179V168H181L182 166H183V170H185L186 168L184 167V165L181 163V164H177ZM253 163V162H252ZM115 164V163H114ZM156 164H157V166H156ZM156 164H151V167L153 166V167H157L158 168V164L159 163H157L156 162ZM164 164V163H163ZM163 164H162V166H163ZM169 164V163H168ZM175 164H173V165H175ZM161 164H159V166H160ZM165 165V164H164ZM170 166H171V164H169ZM169 165H167V166H164V167H169ZM181 165V166H180ZM2 165H0V167H1ZM126 166V167H125ZM132 166V167H133ZM144 165H143V167H145ZM260 166H261V164H260ZM264 166V165H263ZM3 167V166H2ZM131 167V166H130ZM129 167V168H130ZM132 167H131V169H132ZM142 167V168H143ZM147 167H150V163H149V165L147 166ZM144 168V169H146V171L148 172V173H150L151 172V174L152 173H154V171L155 170H157V168H152L153 170L151 171V168H150V172H149V169L148 168ZM172 167V166H171ZM119 170H120V168L119 167H117ZM137 168V169H138ZM160 168H162V167H160ZM159 168V169H160ZM172 168V169H173ZM130 169V173L129 174H131V171H135V170H131ZM136 169V172L138 173H140L141 172V174L142 173H144L145 175H146V171H144L143 169L140 171H138ZM169 169V168H168ZM168 169H166V170H168ZM176 169H174V170H176ZM189 169V170H190ZM48 170V169H47ZM161 171H165V169L163 168V169H160ZM173 170V171H174ZM181 170V169H180ZM189 170H188V172H189ZM236 170V172L237 171H239L241 174H242V176L244 175L245 177L243 178V177H240V175H239V177H240V179H238L236 176L234 177V179H238V180H241V178H242V180L243 181H241V183H237L238 181H237V179L235 180V181H233L234 179H232V177L233 176H231L230 174H234V172H231V171H235ZM124 171V172H125ZM143 171V172H142ZM177 171V170H176ZM185 171H187V170H185ZM184 171V172H185ZM191 171V173H193ZM47 172V171H46ZM175 172V171H174ZM174 172H173V177L171 176V175H169V173H165L166 175H169L170 177H172V178H175L174 177ZM184 172H182V174L181 175H184ZM126 173V172H125ZM178 173H179V175H180V172L178 171ZM190 173V172H189ZM190 173V174H191ZM132 174L133 175H136V174H134L133 172H132ZM157 174V173H156ZM165 174H163L162 173V175H164L165 176ZM170 174H172V171H171V173ZM175 174H177L176 172H175ZM187 174V173H186ZM122 175H124V174H122ZM133 175H131V176H133ZM158 175V174H157ZM160 175V174H159ZM179 175H177V178H178V176ZM180 175V176H181ZM235 175V174H234ZM238 175V174H237ZM130 176V177H131ZM137 176H139V174L137 175ZM137 176H135L134 178L136 179V177ZM151 176V175H150ZM163 176V177H164ZM193 176H195V175H193ZM126 177V176H125ZM129 177V175H128V177L126 178V179H123V180H128V178H130ZM142 177H143V175H142ZM170 177H168L166 180L167 181H173L174 182V180L173 179H169ZM182 177H184V176H182ZM198 177V179H200ZM37 179V177L35 176H33L32 177V179ZM132 178V177H131ZM139 178V177H138ZM137 178V179H138ZM141 178V177H140ZM139 178V179H140ZM176 178V179H177ZM180 178V177H179ZM212 179L210 182H209V179ZM31 179V178H30ZM35 179V180H36ZM136 179V180H137ZM164 179V180H165ZM181 179V178H180ZM131 180H134V179H131ZM130 179H129V181H131ZM136 180H134V181H131L132 183H134ZM165 180V181H166ZM182 180V179H181ZM202 180H200V181H202ZM208 180V181H207ZM33 181V180H32ZM38 181H39V179H38ZM41 181V180H40ZM137 181H139V180H137ZM136 181V182H137ZM166 181V183H168L169 185H172L173 184V186H174V183H172L171 184V182L169 183V182H167ZM128 182V181H127ZM127 182H125L126 184H127ZM130 182V183H131ZM136 182H135V184H131V185H135L136 186ZM176 184L175 185H177L178 184V182L180 183V181H179V179H177L176 180ZM34 183V182H33ZM37 183V182H36ZM36 183H34V184H36ZM40 183V182H39ZM45 183V182H44ZM165 183V182H164ZM60 184V183H59ZM138 184V183H137ZM37 185V184H36ZM167 185V184H166ZM169 185H167V186H169ZM179 185V184H178ZM46 186V185H45ZM37 187H39V186H37ZM36 187V188H37ZM47 187H48V185H47ZM51 187V186H50ZM175 187V186H174ZM192 187V186H191ZM49 188V187H48ZM176 188H178V187H176ZM196 188V187H195ZM47 189V188H46ZM191 188H189V190H190ZM41 190V189H40ZM44 190V189H43ZM50 190V189H49ZM186 190V189H185ZM185 190H183V191H185ZM198 190H200V187H199V189ZM51 191H52V189H51ZM50 191V192H51ZM178 192L179 191H181V190H177ZM45 192V191H44ZM182 192V191H181ZM186 192V191H185ZM52 193V194H51ZM51 193H49V194H51V196L49 195V197H53L52 195H54V196H56L55 194H53V191L51 192ZM55 193V192H54ZM46 195V194H45ZM173 196H174V198L175 197H178L177 199H178V201H177V199L175 200V199H173ZM124 197V196H123ZM126 197V196H125ZM232 199V201H230L229 200V202L228 201H226L227 199ZM166 199V200H167ZM133 200H134V198H133ZM132 201V200H131ZM128 202H130V200L128 201ZM134 202V204H135V200L133 201ZM65 203V202H64ZM130 204V203H129ZM133 204V203H132ZM167 204H168V201H167ZM176 204V205H177ZM135 205H137V204H135ZM177 205V206H178ZM171 206V205H170ZM176 206V207H177ZM138 207V206H137ZM168 207V209H169V206H167ZM132 208V207H131ZM136 208V207H135ZM175 209V208H174ZM132 211H134V209L132 210ZM134 211V212H135ZM167 212V213H168ZM131 213H133V212H131ZM155 213H157V214H155ZM160 213V212H159ZM136 214V213H135ZM166 216V215H165ZM133 217V216H132ZM132 217H131V219H132ZM133 218V219H134ZM132 219V220H133ZM135 221H137V220H135ZM134 221V222H135ZM114 222V221H113ZM127 222H129V220L127 221ZM115 223H119V222H115ZM126 223V222H125ZM130 223V222H129ZM114 225H116V224H114ZM120 225V224H119ZM256 225H258V226H260V228L259 227H257ZM122 226H123V224H122ZM139 226H141V227H143V228H141L140 229V227ZM116 227V226H115ZM132 227V226H131ZM133 228V227H132ZM252 228V229H251ZM110 230V229H109ZM112 231H113V229H111ZM254 230V229H253ZM114 232V233H117V232ZM188 231V234L190 235L191 233H189V232H192V234L194 233L195 235L197 234V235H199V236H209L211 239H209L210 241H213L214 243H215V252L214 253H206L204 256H198L197 257V255H196V253H194V252H196V251H198V249L200 248V247H198V249H197V247H190V245L189 244H187V241L185 242V239L184 238H186V235H188V234H185V232H187ZM255 231H257V230H255ZM258 232V231H257ZM252 233V232H251ZM254 233V232H253ZM264 233V232H263ZM249 234V233H248ZM259 234H261V233H259ZM161 235H163V234H161ZM198 236V238H199V240H202L203 238L202 237H199ZM244 236V235H243ZM197 238V237H196ZM198 238H197V241H198ZM241 238V237H240ZM183 239H184V241H183ZM187 239V238H186ZM204 239H206V238H204ZM188 240V239H187ZM208 240V241H209ZM234 240V239H233ZM163 241V240H162ZM161 241V242H162ZM180 241H181V243H180ZM183 241V242H182ZM196 241V242H197ZM190 241H188V243H189ZM204 242V241H203ZM202 242V243H203ZM159 243L160 242H158V245H159ZM191 243V242H190ZM193 243V242H192ZM213 243V244H214ZM226 243V242H225ZM164 244V243H163ZM167 244V243H166ZM194 244V243H193ZM197 244V243H196ZM212 244V245H213ZM192 245V244H191ZM202 245H205V243L204 244H202ZM209 245V244H208ZM193 246V245H192ZM197 246V245H196ZM206 246H207V244H206ZM158 247V246H157ZM166 247V246H165ZM202 247V246H201ZM203 247H205V246H203ZM242 247V246H241ZM154 248V247H153ZM163 248V247H162ZM224 248V247H223ZM222 248V249H223ZM228 248V247H227ZM155 249V248H154ZM159 249V248H158ZM160 249H161V246H160ZM168 249V248H167ZM195 249H196V251H195ZM208 249V248H207ZM163 249H161V251H162ZM214 250H212V252L214 251ZM218 250H220V251H218ZM228 250V249H227ZM244 250V249H243ZM208 251H210V249H208ZM233 251V250H232ZM247 252V251H246ZM244 253V252H243ZM163 254V253H162ZM165 254V253H164ZM167 254H168V252H167ZM247 254V253H246ZM239 255H241V253L239 254ZM250 255V254H249ZM160 256V255H159ZM159 256H157V257H159ZM167 256H165L166 258H167ZM157 257H156V259H157ZM161 257V256H160ZM245 257V256H244ZM163 258H164V256H163ZM153 259H155V258H153ZM165 260V259H164ZM159 261H161V260H159Z\"/></svg>",
  "mask_w": 264,
  "mask_h": 264
}]
</instances>
